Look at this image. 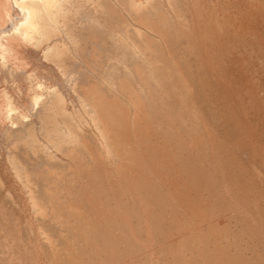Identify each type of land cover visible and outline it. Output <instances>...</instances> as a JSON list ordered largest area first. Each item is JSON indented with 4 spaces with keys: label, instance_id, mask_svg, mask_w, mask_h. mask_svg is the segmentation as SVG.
Masks as SVG:
<instances>
[{
    "label": "bare ground",
    "instance_id": "obj_1",
    "mask_svg": "<svg viewBox=\"0 0 264 264\" xmlns=\"http://www.w3.org/2000/svg\"><path fill=\"white\" fill-rule=\"evenodd\" d=\"M185 1H187V0H0V86H4V88L0 90V214H1V212H3V208H4V210H6V214L8 213L9 216H12L14 219L17 218L18 221H21V224L16 222V226H18L17 224H19L20 226H23V227H20V228L18 227V229L22 230L21 228H23V230H26L29 233V236H31L33 234V232H34L33 231L34 229H32V225H31L33 223V221L31 222L29 220L28 216L26 215L27 213H26L25 206H28L29 207L28 210L31 209V211H30L32 213L31 217L33 219L37 220V222L40 225L38 230H40V228H41L48 235L46 237V241L44 240V242H43L45 247L46 246L49 247L53 243H54V245L57 244L55 242H58V240H59V238L61 236V235L59 236V223L57 221H53V222H50V223L46 224L44 219H43L49 213V212L47 213V210L44 207L45 206L44 202L45 201L48 202L49 200L51 201L52 199H53V202H54L55 200L52 197L55 196V195L58 197L60 195L59 194L60 193L59 189L60 188L64 189V187H63L64 181L63 180H62L63 181V185H61V187L58 186V187H60L59 189H57V186H56L57 182H55L56 184L54 185V186H56V188L55 189L53 187L51 188V186H53V184H54V180L56 179V177L55 178L51 177V175H53L52 173H54L52 171L53 169L51 167H54V170H55V168L62 167L63 165H64L63 168H65V166L67 165V164H65V163H67L66 161L64 163L63 161L58 159L57 156H55L56 155L55 153H54L55 155L52 154L54 152L53 147L55 148V152H56V150L57 151L58 150H61V151L64 150V151L67 152V150L70 149V148L72 150V148H77V147L82 146L84 148L83 149L81 147L82 150L88 151L89 154H90L89 150H92L91 148H93L94 150L97 151V154L95 153V151H94V154L97 155V158H98V155H99V158H101L100 159L101 161H102V159L103 160L107 159V157H111V159L113 158V160L115 162V164H113V165H116L115 168H117V170H118V171H115V172H117V173L120 172L121 173V174H118L119 176H121L119 180H121V178L124 179V176L126 178L130 174L129 172H133L134 169H135L136 171L133 172V173H135L136 176L134 177L133 175L130 174V176H128L129 179H128L127 182H129V180H130V183H129L130 186L133 184V183H131L132 182L131 180H135V181H137V184H139L140 183L139 181H141L142 179L143 180L147 179L148 181L146 180L145 183H144V181H141L145 185H146V183L148 184V182L149 183L153 182L151 185L148 184L149 187L147 186L150 189V191H149L150 194L154 197V200H153L154 201V206H150V208L151 207L155 208V204H156V206L165 204L167 206V209H168V206L171 205V206H173V209L176 208V210H177V209H179V207L176 204H174L175 197L178 200V198H180L183 195L182 193L184 192V191L181 192L182 195L180 194V197L179 196H172L171 195V192H172L171 189L173 188V185H172L170 190H167L168 192H163V188L162 187H164V186H162V185L167 183V186H169V185L172 184V182L170 181L171 183L169 184L168 183L169 179L167 180L168 182H164L163 181V179L165 180V178H163L162 180L160 179V178H162L164 176V175H162V177H160L161 173L162 172L165 173V172L160 170L162 172L159 174V172L157 170V168H159V166H160V164L158 163L159 157H157V156H160V155L158 153H161V156H162L161 159L166 158L168 163H171V162L174 163V161H178L179 160L180 164H178V165H180V166L177 165L178 169H177L176 165H175V167H176L177 170L181 171L179 173L180 175H185L183 172H186V169H189L190 165L187 164V161H186V158H185L186 155H187V158H188V154H191L190 157L194 160V162L192 161L194 164L195 163L197 164V162L199 161L200 158H202L204 160V157L205 158L208 157L209 155L213 154V152H214L215 156L217 157L216 160L217 161L221 160V153L219 151V147L220 146L217 145V147H215L214 146L215 143H213L214 141L217 140V139H215V138H217L216 137L217 136L216 135L217 131L215 132L216 136H213L215 138L212 139L211 135L208 132L209 130L207 131V129L204 126L205 121L203 123L201 120H199L197 118L200 115L197 116L198 115L196 113L197 110L193 106V103L191 105V102L194 99H192V101L190 100L191 101L190 102L189 99L191 97L189 96V94L192 93V92L195 93V91L193 90L194 88L197 90L196 93H198V96H199V97H197V102H198V98H199V100L201 99V101H202L201 104L203 105V108H204V111H205L204 112L202 110V112L201 111H198V112H200V113L204 112L203 115L205 117H208V119H209L210 113L211 114L213 113L212 116H215L214 112H212V111H216L217 110V107H218V104H219L218 101L220 102L219 98L221 99V97H223V96L226 97L227 96L228 91H224L226 89L225 87H223V88H225L223 91L227 92L226 95L225 94L223 95L224 92L222 90H218L220 85H218V88L217 87L215 88V86H217V84H219L218 80H220V79H218V78H220V76H217L218 78H216V75L221 73L220 72L221 70L217 69L218 72H216L214 67H213V65H211V64L214 63L213 61L216 60V59L214 60V57L216 55V50L214 49L213 46H214V44H217L219 42L220 37H221V36L219 37V35L221 33V30L223 31V29H221V26H224V25L222 24L220 26V23L218 21L219 19H217L218 17L216 15H215V17H217V18L214 17L215 18L214 20H216V21H211L210 20L211 11H208V13H206V14H209L208 15L209 16L208 19L210 20V22H214V23L216 22V23L213 25L212 23L208 22L209 20L206 19L207 15L205 16V18H204V15H203V18L206 19L205 21H207L208 24L210 23V27L200 25V21H198V17L202 18V16H200V15L205 14V13H203L205 10L203 11L201 8L205 4L208 5V1H206L205 4L202 3L203 4L202 5L201 4L202 0H192L194 6L196 8V11H197V13L194 16H192L190 14V12L187 10V6L188 5H185ZM253 1L251 2V6L255 5V4H252V3H254ZM259 1H261V0H259ZM245 2H246V0H245ZM245 2H243V3H245ZM240 3H241V0H240ZM255 3H257V1H255ZM260 3H263V2L261 1ZM186 4H189V3L187 2ZM214 4L212 3L213 7H214ZM200 6H201V8H200ZM210 6H211V3H210ZM245 7H246L245 9H247V6H245ZM260 7L261 6L259 5V8ZM189 8H191V5H190ZM206 8H207V6H206ZM259 8H257L258 11H259ZM214 9H215V7H214ZM223 9H224V6H223ZM242 9H244V7ZM245 9H244V11H245ZM260 9L264 10V6H262V8H260ZM215 10L219 11V9H215ZM253 10L256 13H259V12L256 11V8L255 9L251 8V11H253ZM221 11H222V9H221ZM221 11H219V12H221ZM247 11L249 12L250 10L247 9ZM213 13H214V11H213ZM263 13H264V11H263ZM216 14H217V12H216ZM221 14H222V12H221ZM245 14H246V12H245ZM260 14H261V11H260V13L258 15H260ZM252 15H254V14H252ZM221 16L219 17L220 19H222ZM225 16H226V12H225ZM225 16H224V18H225ZM227 16H229V14ZM262 16H264V14ZM250 17H252V16H250ZM258 17H260V16H258ZM204 19H203V22H205ZM251 19H253V17ZM224 21H226V19ZM235 21H236V19H235ZM226 23H225V25H226ZM204 25H207V24H204ZM228 25H229V23H228ZM228 25H227V28H228ZM250 27H248V28H250ZM229 28H231V27H229ZM251 28H253V27H251ZM232 30H230V31H232ZM226 31H228V35L230 33L231 34L234 33V31L229 33V30H227V29H226ZM223 32H225V31H223ZM242 33H244V32H242ZM254 33H255V30H254ZM203 34H205L206 37H208V40H210V44H211L210 46H207L205 44L202 45V41H201L200 38H201V36ZM258 34H259V32H258ZM242 36H244V35L242 34ZM239 38H242V37H239ZM247 38L248 37H246V40L250 39V38L249 39H247ZM260 38H261V36H260ZM260 38H259V40H260ZM257 39H254V41H259ZM205 40H207V39H205ZM224 40L226 41V39H224ZM250 40H252V39H250ZM250 40H249V42H250ZM228 41H227L228 44L230 43L229 45H231V46H234V44L236 42V41L234 42V39H233L234 44H231L232 43V39L231 38H228ZM221 42H222V40H221ZM239 42H241V41H239ZM219 45H223L224 46V44H220V43H219ZM223 46H219V47L223 48ZM235 46H236V44H235ZM249 46H251L250 43L247 46H245L243 44V49L245 48V50H246V47L248 48ZM216 48H218V47H216ZM232 48H230V49H232ZM220 49L217 50V52H220L221 51ZM224 49H225V46H224L223 50L221 51V55H222V53L224 54V51H226L227 48L225 50ZM229 51L231 52V50H229ZM262 51L263 50H260V52H262ZM239 52H241V51H239ZM228 53H227V56L230 55V54L232 55V53H230V54H228ZM256 53H257V51H256ZM244 54H246V53H244ZM258 54L262 55V53L258 52L257 56H259ZM227 56L225 58H227ZM263 56H264V54H263ZM231 59L232 58H230V60ZM220 60H222V59H220ZM220 60H219V63L221 62ZM27 62H28V64H29V62H30V64L33 63L35 65L34 66L35 68L32 67V69L34 68L33 69L34 72L28 71L29 69L28 70L26 69L27 73L28 72L29 73L32 72V73L31 74H25L26 76L27 75H29V76L28 77H24L23 76L24 72L26 73V70H24V69H25V67H27ZM216 62L214 64L218 63V62L217 63ZM261 63H263V62L261 61ZM222 64L221 65L219 64V65L222 66ZM78 65L82 66V70L81 71L76 70V67ZM88 66L91 69H94L95 71L100 72V74L103 76V78H105L107 81L117 85L119 90L124 94L125 99H121V98L120 99H117V98L113 99V98H110L104 92V89L101 87V83L98 82V81H94L92 83L93 87H92L91 90H90V88L86 89L83 80L86 77V73L89 72L88 71L89 70ZM226 66L227 65L225 64V67ZM262 66H264V64ZM225 67H223V68H225ZM215 68H219V67H215ZM223 68H222V70L225 71V70H227L228 67L225 68V69H223ZM53 70L55 71L54 73H56V74L58 73L62 78L66 79V80H70L71 92L70 91H66L65 89H63V87L60 84H58V85H56V86H54L52 88H49L47 86H45V87L43 86V88H41V89L35 88L34 86L36 84L33 86V84H34V80L33 79L36 78L35 75H37L38 73H41V74H44L46 76L51 77V76L54 75ZM244 71H246V69ZM229 73H230V71L228 72V76H229ZM226 74L223 73V74H220V75H226ZM231 75H232V73H231ZM229 77L230 78L226 77V80L228 78L230 80V82H231V77H233V76H229ZM205 78H207V80H208V83H206L209 86L208 87V91H207V88H206L207 85L205 86V82H206ZM221 78H222V76H221ZM26 80H27V82H26ZM234 81H235V79H234ZM188 83H190V86L193 85V87H194V88L192 87L193 89L191 88L193 90L192 92L189 91L190 87H189ZM222 83H223V81H222ZM224 84L222 86H224ZM229 86H230V84H228L227 87H229ZM243 86H244V84L241 87L243 88ZM230 88H231V86H230ZM214 89L218 90L217 92H219V91L223 92V93H221L223 96L220 97V95H221L220 93H219V96H217V98H218V99L216 98V100H218L217 103L214 101L216 103V105L211 100V97H213V95L215 94V91H216ZM220 89H221V86H220ZM232 89H233L232 91H234L233 94H235L234 87ZM263 89H264V87H263ZM229 90H230L229 92L232 94L231 89H229ZM259 90H261V89H259ZM230 93H229V95H231ZM244 93H245V91H244ZM244 93H243V95H244ZM196 96H197V94H196ZM236 96H237V94H236ZM27 97H29V99L31 98L33 100V102L35 103V106H36L35 114L40 120L38 126L36 125L35 120L26 119L27 115L24 114V101L26 103V101L29 100V99L26 100ZM244 99L246 101L247 98L244 97ZM224 100H226V99H224ZM228 101L230 102V100H228ZM222 102H223V100H222ZM229 102L226 101V103H229ZM223 104H224V102H223ZM240 104H243V103L241 102ZM229 105H231V103H229ZM228 107H225V109H224V107H222V108L225 111L226 108H228ZM233 108L234 107H232V109ZM7 109L10 112V114H7L8 115V120H5V118H3V119L1 118L2 117L1 115H3V117H4V114L8 113V112H6ZM197 109H198V106H197ZM219 109H220V111L221 110L223 111V109H221L220 107H219ZM228 109H230V108H228ZM199 110H201V109H199ZM174 112H176L175 115L177 114V117L174 115L176 118L171 117V113L174 114ZM225 112H228V110H226ZM230 112H232L231 113L232 115H235V114H233V111H230ZM236 112H238V111H236ZM240 113L241 112H239V114ZM84 114H86V118L87 119H88V117L92 118V120L94 122V125H92V126H95L94 128L96 129L97 133L94 130L88 132V130H85V129L82 128V126L80 124L84 120L83 119L84 118ZM231 114H230V117H231ZM239 114H238V116H239ZM7 115H5V116H7ZM201 116H202V114H201ZM221 116L222 115H220V117ZM205 117L203 118V120L205 119ZM189 118H190V120H191V118L192 119H196L197 118L196 119V124L193 123V125L190 126V124H189V126H188L186 122L189 120ZM221 118H224V116H222ZM208 119H207V121H209ZM238 120H240V118ZM220 121H219V123H220ZM173 122H176V124H174L175 126L173 125ZM211 122H210V124L214 125V123H211ZM90 123H92V122L90 121ZM236 123H237V121H236ZM239 124H241V123H239ZM243 125L245 126V124H243ZM244 126L242 128L237 126L239 128V130H237L238 128H236V130L238 132H240V130L246 129V128H244ZM225 130H227V129H225ZM225 130H224V133H227V131H228V134L230 133L229 129L226 132H225ZM233 130L231 132H233ZM198 131H199V133H201L200 135H202V137H203L202 138L203 142L199 144L198 143L199 141L198 142L196 141L197 142L196 145H198L199 148L198 147H194V149L197 148L196 150L197 151L200 150V151L198 153H196V155H193V153H195L197 151L193 150L194 152L191 153L192 152L191 151L192 148H191L190 145H192L191 144L192 141H187L184 137L189 132L192 133L191 137H193L192 136L194 134L193 132L198 133ZM184 132H188V133H186L183 136ZM245 132H243V133H245ZM153 133H156L157 135H160V136H163V137L158 138L156 135H154V137H156L157 139H153L152 138L153 137ZM221 133H223V132H221ZM224 133H223V135H224ZM243 133L240 132V135L241 134L243 135ZM245 134H244V136H245ZM220 135L221 134H219V136ZM225 135L227 136V134H225ZM172 136L178 138L177 143H174L172 138H170ZM196 136L194 135L193 138H195ZM199 136H197V137L199 138ZM231 136L232 137H238L239 135L237 136V134H234V136H233V134L231 133ZM231 136H230V140H231ZM191 137L189 135V139L190 140H191ZM239 137H242V136H239ZM223 138H225V136ZM200 139H201V137H200ZM235 139H239V138H235ZM5 140H11L12 141V146L4 147V145H2V143L5 142ZM171 140L173 141L174 145L177 144L176 148L174 146H172V144H171V146L173 148H175L176 151L175 150L173 151L172 148L169 151V148H170L169 147V142L171 143ZM233 140H234V138H233ZM193 141H194V139H193ZM219 141H220V139H219ZM175 142H176V140H175ZM220 142L223 143L222 139H221ZM224 142H228L227 139ZM216 143L218 144V142H216ZM229 143H231V141H229ZM235 143H236V141L234 142V144ZM194 144H195V141H194ZM234 144H233V146H234ZM221 145H223V144H221ZM193 146H195V145H193ZM225 146H228V145H225ZM51 148H52L53 151L51 150ZM224 149H227V148L226 147L223 148L222 152H224ZM71 150H69L68 152L70 153ZM180 150L182 151V154H183V151H186V152L191 151V152H188V153H186V155L184 157H181L180 154H179ZM229 150H231V148H229L227 151L229 152ZM73 153H75V151L70 153V155H68V156L71 157V154L73 156ZM167 156H169V157H167ZM95 157L96 156H94V158ZM97 158H95V160L92 159L91 161H96ZM206 159H205V163H208L209 166H210V163H209V159L210 158L208 159V162H206L207 161ZM74 160H75V158H74ZM203 160H201V161H203ZM224 160H221L220 162L222 163V161H224ZM236 160H238V159H236ZM212 161H213V157H212ZM68 162H69V160H68ZM77 162H79V160ZM102 162H101V164H103ZM220 162H218V163L220 164ZM87 163H89L88 160H87ZM87 163H86V165L85 164L84 165L85 166L88 165L89 169H86L85 171L87 172V170H89L88 171V173H89L91 168H92V166L87 164ZM211 163H213V162H211ZM93 164H95V162H93ZM96 164H98V161H97ZM47 165L49 167L51 166L50 167L51 169L50 168L49 169L52 172L48 168H46V167H48ZM81 165H83V163ZM84 165H83V170L85 168H87ZM221 165H222V169L221 170L225 172V173L223 172V175L225 174L224 177H223L224 180H222L223 183L225 181L226 184L228 183L229 185H231L234 181H235V183H237L236 181H238L240 183L243 182L245 184L244 187L242 185L243 183L241 185H239V186L237 185V187L239 189L243 190L245 187H246V189L249 188L248 184H247V182L249 180L248 179L246 180L245 178H243L244 174H242V176H241L239 172L237 173V171L234 170L232 163L226 161V162H223L222 164H220V167H221ZM37 166H39V167H37ZM41 166L43 167L44 171L46 170L44 172V176L46 175L45 176L46 178H47V176L48 177L50 176L52 179H54L53 180V184H52V179L50 177H49L50 180H47V184H46V178L45 179L44 178L39 179L36 176L38 174H41L40 173V171L42 170ZM77 166H79V165H77ZM97 166L99 167V164ZM100 166H102V165H100ZM194 166L195 167L200 166V168H201V165H197V166L194 165ZM212 166L215 167L216 164H215V166L212 164ZM220 167H217V168H220ZM240 167H242V166H240ZM240 167H239V169H240ZM37 168H39V170L40 169L41 170L40 171H38V170L36 171ZM66 168H68V166ZM78 168L80 169L81 167H78ZM208 168L203 170L204 171L203 172V176L199 174L203 179H206L207 181H209L214 176V173H215V172H213V174H212L211 171H214V170L210 171ZM68 169H66L67 172H68ZM70 169H69V171H70ZM93 169L95 171L97 169V167L93 168ZM101 169H103V168L101 167ZM128 169H132V170L127 172ZM176 169H173L171 171L174 172V170H176ZM196 169L193 170L194 173H197ZM210 169H212V168H210ZM58 170H60V168ZM92 170H91V172H94ZM97 170H100V169H97ZM35 171H36V173H38V172L39 173L36 174ZM71 171H73V170L71 169ZM100 171H102V170H100ZM215 171H217V170L215 169ZM64 172H66V171L64 170ZM91 172L89 173L90 175H91ZM106 172H108V171H105V173ZM172 172H171V174H172ZM219 172H220V169H219ZM219 172H216V175H217V173L219 174ZM42 173H43V171H42ZM97 173L98 174L101 173V175L105 176L104 172L102 174V172H98L97 171ZM154 173H155L156 176H157V174H159V176L157 178L160 177L159 178L160 180L156 178ZM174 173L177 174L178 171L174 172ZM191 173H192V171H191ZM60 174H58L59 175L58 176L57 172H55V175H57L58 177H60ZM74 174H75V172H74ZM77 174H75V175H77ZM84 174H83V176H84ZM94 174H93V176L98 175L96 173H94ZM188 174H189L188 176H191L190 172ZM201 174H202V172H201ZM69 175H70V177H74L75 176V175L71 176V175H73V172H71ZM87 175L85 174V176H87ZM112 175H111V177H109L110 176V174H109L108 177L112 178L113 177ZM118 175H117V177H114L113 179H115V178L117 179L119 177ZM122 175H123V177H122ZM204 175H205V178H204ZM210 175H213V176H210ZM83 176L78 175L77 177H79L78 179H80ZM98 176H100V175H98ZM206 176H209L211 178L208 177L209 178V180H208ZM235 176H237V178L239 180L238 179L235 180L236 179ZM148 177H149V179L151 181L152 180L153 181L150 182ZM174 177H176V176L174 175ZM177 177H180V176L178 175ZM220 177H222V176H220ZM240 177L245 179V181L243 179H241ZM83 178H81L80 180H84ZM89 178L91 179V177H89ZM100 178L101 177H99L98 179H100ZM109 178L106 177L105 179H108V181H109ZM176 178H175V181L177 180ZM181 178L182 177H180V179ZM196 178H198V177H196ZM60 179H63V177H60ZM68 179L66 178V182L65 183L68 182L67 181ZM72 179L73 180L74 179L77 180L76 176L74 178H72ZM90 179L89 180L86 179L87 181L84 180V182L85 183L88 182V181L91 182ZM217 179L215 180V182L217 181ZM43 180H45V181H43ZM73 180H71V183H72ZM119 180H118V184L120 183L119 185L125 184L122 181H121L122 183L119 182ZM157 180H159V182L160 181L164 182V184L160 182L162 184V185H160L157 182ZM181 180H183V178ZM186 180H187V178L185 179V181ZM189 180H190V177H189ZM211 180L213 181L214 177ZM48 181H50V185H49ZM108 181H107L108 184H106L107 186L110 184L109 182L111 180L109 182ZM185 181H184V183L186 185ZM196 181H197V179H196ZM210 181L208 183H210ZM219 181H220V179H219ZM73 182H75V181H73ZM84 182L83 183L80 182L81 185H78V188H77L78 192H76V193L79 194V196H78L79 204L76 205L75 201L73 202V201H70L71 199L70 200L66 199V200H69L68 201L69 204H66V205H69L68 210L69 209L70 210L68 212L71 214L70 217L69 216H67V217H69V218H73L74 217V221L77 222V223H80L78 221L81 220V218H83L85 220L84 217L86 216L85 213H86L87 210H86V208H85L86 211L83 210V209H84V206H86L87 209L89 208L88 209L89 210L88 211V215H87L88 218L86 217L87 218L86 221H83V222L86 223L87 221H89L90 218H91V220L93 219V220L96 221L95 225L92 224V227L89 226L90 222H87L88 223V225L86 224V226L88 228L87 231L89 229H91L92 232H90V233L95 235L94 237H96V238L99 237V240L101 238L100 236H102V238H101V240H102L105 237V234L107 232L108 233H112L114 230H117L115 232H118V228L115 229L114 227H113L114 230L111 228L113 230L112 231L110 229L111 226H113V225H115V226L117 225V227H119V225L120 226L121 225L124 226L126 224L125 221H127L126 219H123L124 220L123 221L122 218H118L119 217V213H117V212H116L117 213V216H116L117 218L116 217L111 218V216H112L111 212L112 211L109 212L110 216L107 214L109 216L108 217L106 215V212L103 213L102 210H99L100 207L99 206L96 207V205H95L96 203H97V205L99 204V202H98L99 200L97 198H99V199L101 198L100 194H104L105 195V193H107L109 190H110L111 195L113 193L115 194V188L114 187H116L117 185L114 186L112 184V186L114 188V192H111V190L113 188L108 190L107 188H109L110 186L107 187L104 183H103V185H100V184H102L101 183L102 181H101V182L98 183L100 186H96V188L98 187L97 193L94 192V191H93L94 193L91 192L95 196V198L90 193H89V195H91L92 198H89L88 191H87L88 189H87L86 193H87V197L88 198L84 199V198L81 197L82 195L84 196V194H85V193H83L84 192V187L83 186L86 185ZM97 182H98V180H97ZM97 182L95 184H97ZM190 182L192 184H196V182L193 181V180H191ZM222 182L220 181L219 183L218 182H216V183H217V185L218 184L221 185ZM69 183H70V180H69ZM76 183H77V181H76ZM177 183L180 184V181L177 182ZM208 183H206V184H208ZM214 183L211 186L213 188V190H215V191H213V193H216V191H217V193H218V194H216L217 196L219 195V197H225L226 194L224 196H221V194H222L221 191L223 190L222 187L221 186H217ZM240 183H237V184H240ZM60 184H61V182H60ZM77 184H79V183H77ZM88 184H89V182H88ZM88 184H87V186H88ZM179 184H176V186L177 185L179 186ZM104 185L107 187L106 188L107 192L104 190V188H105ZM142 185H140V186L142 187ZM74 186H76L75 183H74ZM74 186L71 185V189L75 188ZM126 186L124 185V187H126ZM128 186L125 188V190L128 188ZM135 186H137V185H135ZM208 186H209V184H208ZM65 187H66L65 189H67L66 185H65ZM91 187L93 188V186H91ZM189 187H191V186H189ZM196 187H197V185H196ZM203 187H205V186H203ZM219 187H221L220 189H222V190H220ZM69 188H68V190H70ZM87 188H89V187H87ZM117 188H118V186H117ZM166 188H170V187H166L165 186L164 190ZM178 188L179 187H177V189ZM209 188H210V186L207 188V190H209ZM232 188L236 189V187H234V186ZM253 188H255L254 184H253ZM52 189H54L56 191L58 190L57 193L58 192L59 193L57 194L56 191L53 190L56 194L52 195V192H53ZM94 189H95V187H94ZM131 189H133V188H131ZM131 189H130V191H132ZM139 189H141V188H139ZM258 189L255 192L260 191ZM60 190L62 191V189H60ZM210 190H212V189H210ZM242 190H241V192H242ZM103 191H105V192H103ZM116 191H117V189H116ZM127 191L129 192V190H127ZM169 191H171V192H169ZM173 191H174V188H173ZM176 191H178V190H176ZM229 191L231 192L230 189H229ZM245 191L246 190L244 189L243 193ZM70 192H72V191H70ZM125 192L122 193V194H125ZM145 192H147V191H145ZM247 192H248V195H249V191H247ZM134 193H136V192H134ZM200 193H202V192H200ZM200 193H199V195H202ZM234 193L235 192H232V194H234ZM243 193H241V194L243 195ZM258 193H256V194H258L257 198H259V195H261L260 192H258ZM69 194H75V193H69ZM69 194H67V195H69ZM114 194L111 197L106 194V200H105V197H103V198H104L105 202H107V200L111 198V201H108L109 205H110V203L114 204V203H116V201L117 202L119 201V207L117 208V205H116L117 209H115V210L118 211L120 207H121V209H123L124 207L127 208L128 206H130V208L132 207L131 209L134 208V210H136L135 207L137 205L136 206L134 205L135 207L131 206L134 203H131V205H128L127 203L129 201H127V202L123 201L125 198L122 200L123 196L121 194H118V192H117V194H115V195ZM175 194H177V193H175ZM187 194L188 193H186L185 196ZM210 194L212 195L211 197L215 196V195L213 196L212 193H210ZM252 194L253 193L251 191V195ZM130 195H132V194L130 193ZM130 195L128 193V197L125 196L126 199L130 198L129 197ZM133 195H135V194H133ZM137 195H135V197H137ZM188 195L186 197L182 196V198L183 197L186 198L185 200H184V198L182 200L187 202V203H185L187 205L184 206V201H183V206H184L183 209H184V211H186L185 209L186 208L188 209V207L190 206L189 205V201L191 199L190 200L188 199ZM234 195H235L234 199H238L237 194L235 193ZM242 195H240V196H242ZM244 195H246L248 197L247 193L244 194ZM253 195H255V193ZM64 196H66V195H63V198H64ZM70 196H72V195H69V197ZM141 196L142 195L140 194V197ZM149 196L150 195H146V197H149ZM230 196H229V198H230ZM246 196H243V197H246ZM57 197H55L56 200L58 198H60L61 196H59L58 198ZM69 197H67V198H69ZM132 197L133 196H131V198ZM143 197L146 199V197L144 195H143ZM189 197H193L194 198V197H197V195H195V196L189 195ZM201 197L203 198V196H200V197H198V199H200ZM219 197H217L216 199H220ZM232 197L233 196H231V198ZM74 198H75V200L77 199L76 196H74ZM93 198L97 199L98 201H94L93 202L92 201ZM149 198H148V200H149ZM262 198L264 200V196H262ZM60 199L58 201H56V204H55V202L54 203L51 202V203H53V204H51L50 201H49V206L53 205L51 207H54L53 209H55L56 206H54V205H57V209L58 210H56V211H59V209L61 207L58 206V205H61V202L64 200L63 199L61 202H59ZM138 199H136V200H138ZM140 199L143 200L142 197ZM195 199H197V198H195ZM198 199L197 200L192 199L194 201H198V203H196V204L192 203L193 201L191 200L190 204L192 203V204H195V205L191 204V210H190V207H189V209L187 211H191V212L195 213L196 211L194 212V210H198V208H201V209H199V211H197L198 213L200 212V214H198L197 212L196 213H197V216L199 215V216L202 217L201 212H203L202 214H204V213L206 214L207 211H205V210H208L207 208L205 209V207H207V206L208 207L209 206L212 207L215 204H213L214 201H212V203L209 202V203H211L213 205L212 206H211V204L207 205V206L205 205V207H204L205 210H202L203 208H202V206L199 207L200 206L199 203L201 202V204H202L203 201L204 202L206 201L208 203V201L204 200V199H202L203 201L201 199L200 200H198ZM211 199L213 200V198H210V201H211ZM223 199L224 198H222L221 200H223ZM250 199H251V197H250ZM255 199H256V197H255ZM260 199H259V201H260ZM182 200L180 199V203H181ZM241 200L245 204L246 201H244L243 199H241ZM104 201H102V202H104ZM151 201H152V199H151ZM215 201L217 202L218 200H215ZM224 201H226V200L224 199ZM230 201L231 200H229V202ZM255 201H257V200H255ZM42 202H43L44 206L42 205ZM47 202H45V203H47ZM57 202H59L60 204H58ZM144 202L147 205L146 200ZM176 202H179V201H175V203ZM92 203H94V204H92ZM222 203L226 204V202H222ZM235 203H239V201L237 202V200H236ZM246 203H248V202H246ZM105 204L101 203L100 204V206L102 205L101 208ZM197 204H199V205L196 206ZM220 204H221V202L219 203V205ZM225 204H224V206H225ZM227 204H226L225 207L223 205L222 206L224 208H226ZM232 204L234 205V203H232ZM232 204L230 202V207L232 206ZM239 204L240 205H238V206L240 208L242 206L241 205L242 203H239ZM252 204L253 203H251V205ZM254 204L256 205L255 202H254ZM262 204H263V202H262ZM64 205H62V207ZM139 205H141L143 207L144 204L143 205L139 204ZM149 205H151V203H149ZM180 205H182V204H180ZM91 206H93L94 209H92L93 207H91ZM171 206H169V207L171 208ZM186 206H188V207H186ZM195 206L197 207V209L195 208L192 211V209ZM217 206H218V204L216 203L215 207H217ZM236 206H237V204H236ZM114 207H115V205H114ZM146 207L143 208V209H145V212L142 213V214H145V216H146V213H147L146 212L147 209H149V208L146 209ZM215 207L214 208L212 207V208L215 210ZM219 207H221V206H219ZM230 207L228 206V210L230 209ZM64 208L65 207H63L61 210H63ZM154 208H152V209H154ZM224 208L223 209L219 208V209L224 210ZM239 208H238V210H239ZM242 208H244V207H242ZM250 208H252V210H253V207H250ZM66 209H64V211ZM102 209L110 210L107 206H106V208L104 207ZM152 209H151V212L153 211ZM157 209H160V208L157 207ZM183 209H181V210H183ZM232 209H233V207H232ZM232 209H230V210L232 211ZM244 209L246 210L247 207H245ZM259 209H261V208L259 207ZM61 210L59 212V215L61 213V216H62L63 215L62 213L64 211L61 212ZM82 210H83V212L85 211L84 215H81V214H83ZM134 210H132V211H134ZM137 210H139V208ZM137 210L134 211V212H138V214L143 211V210H141V212H139ZM214 210H212V214H213ZM226 210L227 209H225L223 211V213H221V214H224V212H226ZM238 210L235 209L234 211L235 212L237 211V213L240 214V216H241V214L244 213V211H238ZM66 211L64 213H66ZM100 211H101V213H100ZM163 211L165 212V210H163ZM257 211H258V209H257ZM128 212H126V214ZM176 212H178V210ZM235 212H233V213L235 214ZM252 212L253 213L250 212L249 214H246V212H245L246 217H245L244 220L246 221V223H244L242 225V227L245 225V227H244V229L246 228L245 230H247L248 232L250 231L251 234L252 233L256 234L257 235L256 237L259 238V236L261 235L260 227L258 225V224H261L260 219H259V213L254 212V211H252ZM99 213H100V215L102 217L99 216ZM148 213H150V211ZM180 213H183V212L181 211ZM193 213L191 215H193ZM262 213H264V212H262ZM2 214H4V212ZM55 214L57 215V213H55ZM91 214L94 217L93 216L90 217L89 215H91ZM132 214H133L132 217L133 216H134V218L137 217V220H141V219L143 220V218L139 217L136 213H135L136 215H134V213H132ZM150 214H152V213H150ZM161 214H162V212H161ZM161 214L159 213L160 216L165 215L164 213L162 215ZM210 214H211V212H210ZM214 214H215V212H214ZM216 214H215V216H216ZM234 214H233V216H231L232 213L229 212L226 215L227 217H225V215H224V216H222L223 218L221 217L222 219L220 218V220H219V218H216L217 222H219V224L223 223L225 227L222 224L223 227L222 226L219 227L218 225H216L217 227H215V228L214 227L211 228V225L215 226L214 223L211 224L212 222L210 220H211V217L213 216V215H211L210 219H207V220L210 221V223H206L208 225L210 224V226H206V227H210L211 230L212 229H217V228L219 230H220V228L223 230V229L226 228V223L225 222L227 221V219H228V221H230L231 218H229V217H234L235 215H237V214H235V215ZM59 215H58V217L62 221L64 218H62V217L60 218ZM64 215L66 216V214H64ZM130 215L131 214L128 213V220H129ZM148 215L149 214H147V216ZM188 215H190V214H187L186 217ZM81 216H84V217H81ZM120 216H122V215H120ZM145 216H143V217H145ZM156 216L158 217L157 214H156ZM199 216H198V218H200ZM204 216H206V215H203V218L205 220L206 217H204ZM1 217L5 220L6 215L5 216L2 215ZM12 217H8V218L11 219ZM162 217L166 218L165 216H162ZM162 217H160V218L162 219ZM172 217H174V216H172ZM175 217H176V215H175ZM178 217H176L175 220H179ZM207 217H209V216L207 215ZM263 217H264V215H263ZM2 218H1V221H3ZM123 218H124V216H123ZM154 218L156 219V217H154ZM184 218H185V215H184ZM184 218L182 217V219H183L182 221H184ZM203 218H201L198 221V223H196V229H194V233L193 234H195V235L198 234L197 231L198 232L200 231V228H201L200 226L201 225L202 226L206 225V224L203 225V222H206L207 220L203 221L202 220ZM213 218L215 219L214 216H213ZM10 219H7V220H10ZM14 219H11V220L14 221ZM65 219H66V217H65ZM68 219H66V220H68ZM146 219H144V220H146ZM185 219H187V218H185ZM237 219L239 220V218H237ZM7 220H5V221H7ZM201 220H202V224H201ZM233 220H235V217H234ZM242 220H243V218H242ZM58 221H60V220H58ZM156 221L157 220H155V222ZM220 221H222V222H220ZM239 221L238 222L233 221V222H236L235 224H237V223H239ZM11 222L9 223L10 227H11V224L13 223V222L12 223ZM63 222L65 223L67 221H62V224H64ZM83 222H81L82 225H84ZM147 222H150V221H147ZM157 222L160 224V221H157ZM185 222H186V220H185ZM258 222H260V223H258ZM5 223H7V222H5ZM73 223L74 222L70 223V224L73 225V227H74V225H75V227L78 226L75 223L74 224ZM91 223H92V221H91ZM98 223L99 224H105L103 226L101 225L103 228L104 227L106 228V227L110 226L109 227L110 230L108 228H106L107 229L106 230L107 232H106L103 229H100V227L98 228L97 227ZM127 223H129V222L127 221ZM134 223H135V221H134ZM164 223H167V221L164 222ZM229 223L230 222H228L227 227L230 226ZM240 223H242V222H240ZM263 223H264V221H263ZM1 224L2 223H0V229L1 230L5 229L4 231H6L8 228L5 227L4 229H2L1 227L3 226V224H2V226H1ZM7 224H5V225H7ZM13 224H15V223H13ZM129 224L131 225L132 222H130ZM142 224H143V222H142ZM153 224H154V222H153ZM159 224H157V225H159ZM198 224H199V227H200L199 229L197 228ZM93 225L95 226L94 229H93V227H94ZM136 225H138V224H136ZM181 225H185V224L181 223ZM16 226H15V230L18 231V229H16ZM86 226H84V229H83V227L81 228L82 231L79 229L80 227H77L76 231L79 229V231L82 233V232L86 231V228H85ZM151 226H152V224H151ZM24 227H25V229H24ZM127 227H129V225ZM132 227H134V226H132ZM137 227L139 228L140 226H137ZM158 227L161 228L160 225L157 226V228ZM189 227H190V225L188 226V228ZM242 227H241V229H243ZM13 228H11V229H13ZM141 228L142 227H140V229ZM182 228L184 230V228H187V227L183 226ZM228 228H226V229L230 231V228L229 229ZM11 229H9V230H11ZM68 229H69V227H68ZM71 229H69V232L71 231ZM133 229H130V230L132 231ZM142 229H141V231H142ZM143 230H145V229H143ZM146 230L149 231L148 228ZM150 230L152 231V228H150ZM153 230H155V229H153ZM185 230H187V229H185ZM188 230H187V232H185L186 234L188 233ZM190 230H193V229L191 228ZM195 230H196V232H195ZM204 230H205V232H203V233L205 234L206 237H208V235H206L207 232H208L207 229H204ZM217 230H215V232L216 233L219 232V235H220V232L222 230L221 231H219V230L217 231ZM8 231H6V232H8ZM89 231H88V233H89ZM202 231H203V227H202ZM202 231H200L201 232V236H202ZM10 232L13 233V230H11ZM16 232H15V234H17V235L20 234V232H19V234H18V232L17 233ZM132 232H135V230L132 231ZM211 232H213V231H211ZM211 232L209 231L208 233L210 235H212ZM103 233H105L104 236H103ZM24 234H26V233H24ZM157 234H159V233H157ZM160 234H162V232ZM191 234H192V232H191ZM204 234H203V236H204ZM78 235L82 236V238H83L87 234L85 235V233L84 234H80L79 233ZM78 235L76 234L77 237H78ZM89 235H87L88 237L86 236L87 238L84 237L86 239V241H88ZM110 235H112V237H116L117 235L120 236V233H118L116 236H114L115 234L113 235V233L110 234ZM162 235H164V233ZM166 235L168 236V232H167ZM118 236H117V238H118ZM154 236L155 237H153V238H155L157 240L156 237H158L159 235L156 236L155 232H154ZM187 236L183 237V235H182L181 241H184ZM201 236H200V238H201V240H203L202 239L203 236L202 237ZM214 236H215V233L213 232V238H214ZM228 236H230L229 232H228ZM261 236L263 237V235H261ZM18 237L21 239V234ZM23 237H27V236L23 235ZM62 237L60 239L63 240V238H65V236L63 238ZM91 237L93 238L92 235H91ZM163 237H165V236H163ZM222 237H224V239L228 238V240H229V237H227V235H225V233H224V235L222 233ZM96 238L95 239L93 238L94 241L98 240ZM108 238L111 239V236H108L107 239ZM117 238H116V240H117ZM124 238H125V236H124ZM127 238L128 237L125 238V241H124L125 243H126V239ZM134 238H135V236H134ZM182 238H184V239H182ZM197 238H199V234L197 235ZM197 238L194 240L193 237H192L193 241H196V240L199 241L200 238L199 239H197ZM215 238H216V236H215ZM85 239L81 240V241L82 242L84 241V243H85L86 242ZM131 239L133 240V235H132ZM148 239H149V237H148ZM152 239H151V241H152ZM155 239H153V240H155ZM158 239H161V238H158ZM211 239H212V237H211ZM5 240L7 241V239H5ZM73 240H75V242H77L76 238L75 239L73 238ZM119 240L116 243H118ZM137 240L138 239H135V241H137ZM201 240L199 241L200 243L202 242ZM205 240L208 241L209 237L204 239V248H206L204 250H206L205 254L208 255L209 254L208 248L210 247L211 244L213 245V243L215 242L216 239L214 240V242L212 241V243L211 242L208 243ZM217 240L219 241L220 238L217 239ZM0 241H2V238H1ZM3 241H4V239H3ZM63 241L66 244H70L71 243V242L66 241L65 239ZM122 241H120L121 245H122ZM135 241H133V242H135ZM159 241H160V243H162L161 242L162 240H159ZM185 241H184V244L187 245L186 243H188V242L185 243ZM221 241L222 240L219 241L220 244H219V242L217 243V241L214 243V250H212L213 246L210 248L211 253L208 256H209V258H210V256L212 258H213V256H215V258H213V260L215 259L214 262L217 261L219 264H250L247 261L248 257H247V260L244 259L246 257V254H243L245 256L243 258L237 252L239 247H241V245L239 243L236 244V246L233 249V250H235V248H238L237 251L235 250L234 252H232V251H230V250H232V248L229 250V246L221 244ZM224 241H226V240H224ZM234 241H235V239H234ZM234 241H232V243ZM64 242H62V243L64 244ZM199 242L197 244H196V242H192L193 244L195 243V245H196L195 248H194L195 250L198 247L203 248V245H202V247L198 245V244H200ZM228 242L229 243L224 242V244H226V243L230 244V241H228ZM236 242H238V241H235L233 244H235ZM7 243H10V242H6L5 244L7 245ZM100 243H101V241H100ZM137 243H139V242H137ZM141 243H143V242L141 241ZM172 243H174V242L172 241L171 244ZM179 243H180V241H179ZM5 244H3V245H5ZM59 244H60V242H59ZM130 244H131V242H130ZM136 244L133 245V246H136ZM167 244H168V241L164 245H167ZM180 244L178 246L181 247L182 246V242ZM8 245H10V244H8ZM57 245H56V247H57ZM61 245H58L60 247L58 249H56V250H59L62 247L61 251L63 253V247L64 246H61ZM96 245H97V243H96ZM115 245H117V244H115ZM158 245H159V243H158ZM189 245L186 246L185 250L187 249V247L191 246V245L190 246ZM237 245L239 247H237ZM80 246H81V244H80ZM111 246L113 247V245H111ZM169 246L167 245V248L164 246L166 248V251L168 250ZM178 246H176V248ZM48 247H46L47 250L51 246L49 248ZM66 247L67 246L65 245L64 248L67 249ZM83 247L85 248V246H83ZM107 247L108 246L106 245V248ZM136 247H138V246H136ZM157 247L159 248V246H157ZM160 247H163V246H160ZM70 248H71V245L69 246V249ZM92 248L96 249V253L94 252L95 254L94 253H90V251L88 249H87V251L91 255H96L97 251H98L97 249L100 248V245H99L98 248H95L94 245H93ZM121 248H124V247L122 246ZM131 248H132V245H131ZM182 248H180L179 250H176V249L173 250L172 249L173 250L172 251L173 255L174 254L176 255L177 251L181 252ZM72 249L73 248H71L70 250H72ZM94 249L91 252H93ZM143 249H144V246H143ZM215 249H217L219 251V252L217 251L218 252L217 253L218 257H217V255H214L215 252H213V251H215ZM5 250H6V248H5ZM117 250H118L117 252H119V247H118ZM163 250H164V248H163ZM61 251L59 250V252H61ZM69 251H67V252H69ZM87 251H86V253L88 254ZM100 251L103 252L104 250L103 251L100 250ZM124 251H126V250L124 249ZM161 251L162 250H160V248H159V252H161ZM169 251H167V252H169ZM199 251L203 252V250H199ZM199 251L196 250L195 251L196 254L198 253V255H199L200 254ZM3 252H4V250H3ZM65 252L63 254H65ZM107 252H110V251H107ZM147 252H149V251L145 250L144 253L147 255ZM180 252L177 255L179 257L182 254V252L181 253ZM0 253H2L1 250H0ZM50 253H51V251H50ZM50 253L47 251L46 254H48V257H50V255H49ZM71 253H73V252H71ZM212 253H214V254L211 255ZM52 254L53 253H51V255ZM70 254H69V256H70ZM74 254L73 255L71 254V255L74 256ZM122 254H123V252H122ZM128 254L129 253H127V255ZM201 254H203V253H201ZM6 255H8V254H6ZM6 255H5V257H6ZM99 255H101V254L99 253ZM116 255H118V254L116 253ZM190 255H191V253H190ZM72 256L70 258H73ZM88 256L90 257V255H88ZM107 256H108V254H107ZM109 256H111V255H109ZM131 256H132V254H131ZM184 256H185V260H184V258H182ZM184 256L182 255L181 259H178V260H181L180 262L177 259H176V261H174L173 260L174 258H173L172 259V261H174L173 263L175 264V262L178 261L179 263L177 262L176 264H182V263H186V262L191 264L190 262H192V260L189 262L188 258L193 256V253H192L191 256H188V253L184 254ZM194 256H196V255H194ZM63 257L65 258L66 256H63ZM117 257L120 258V256H117ZM173 257L177 258L176 256H173ZM3 258H4V256H3ZM18 258H20V257H18ZM53 258H54V261H53V263H54L55 260L57 261V259H56L57 257L56 258L53 257ZM64 258H63V260H64ZM107 258L105 259V261H107ZM191 258L193 259V257H191ZM195 258L194 259L197 261V257H195ZM203 258H205V257H203ZM5 259L8 262L7 258H4L3 260H5ZM31 259H32V260H30L31 262L34 261L33 258H31ZM77 259H79V258H77ZM108 259H109V261H107V262H110L109 264H111V262H113L112 259L114 260V258H112L111 261H110V257ZM136 259H138V258L136 257ZM145 259H147V258H145ZM3 260L1 261V259H0L1 262H3ZM65 260H64L65 261L64 264H75L74 263L75 260H72V259H69V258H66ZM90 260L92 261V263H90V261H89V263L93 264L94 261L92 260V257L90 258ZM101 260H102V258H101ZM101 260H100V262H101ZM116 260L119 261V259H116ZM116 260H114V262ZM71 261H73V262H71ZM117 261H116V264L118 263ZM127 261H129V260H127ZM132 261L134 262L135 260H132ZM148 261H149V259H148ZM249 261H250V259H249ZM4 262H6V261H4ZM4 262H3V264H4ZM9 262H11V261H9ZM107 262H104V260H102V264L103 263L107 264ZM198 262L200 263L201 261L198 260L196 264H198ZM121 263H123V262H121ZM139 263L141 264V262H138V264ZM145 263H146V261H145ZM154 263H156V262H154ZM218 263H216V264H218ZM32 264H36V263L33 262ZM57 264H60V263H57ZM61 264H62V261H61ZM76 264H78V263H76ZM94 264H96V262H94ZM123 264H133V263H130V261L125 263V261H124ZM157 264H159V263H157Z\"/></svg>",
    "mask_w": 264,
    "mask_h": 264
},
{
    "label": "rangeland",
    "instance_id": "obj_2",
    "mask_svg": "<svg viewBox=\"0 0 264 264\" xmlns=\"http://www.w3.org/2000/svg\"><path fill=\"white\" fill-rule=\"evenodd\" d=\"M206 1H208V5L207 4H205L206 3ZM253 0H246V2H245V0H241V3H240V0H202L201 1V4L203 3V4H205L206 6H207V8H206V6L205 5H201L202 6V8H201V6H200V8L204 11L203 13H205V14H202V15H200V16H202V18L201 17H198V21H200V25H203V26H207V27H210V23H212L213 25L216 23H214V22H210V20L211 21H216V20H214L215 18H217V19H219L218 21H219V23H220V26L223 24L224 26H221V29H223V31H225V32H223L222 30H221V33H220V35H219V37L221 36H223L222 38L220 37V40H219V42L217 43V44H214V49L216 50V55H215V57H214V60L215 61H213L214 63L216 62L217 64H211V65H213V67H214V69H215V71L216 72H218V70L217 69H219V70H221L220 72L221 73H217L218 75H216V78H218L217 76H220V78H218V79H220V80H218V83L219 84H217V86H215V88L217 87L218 88V85H220L221 86V89H220V86H219V89L218 90H224L225 88V90L224 91H228V94H227V96L225 97V96H223L224 94L226 95V93L227 92H222V91H219V92H217L218 90H216V89H214V90H216L215 91V94L213 95V97H211V100L213 101V103L216 105V103H217V101L218 100H216V98H217V96H219V93L221 94V93H223V95L221 94L220 95V97L221 96H223V97H221V99L219 98V100H220V102L218 101V107H217V110L219 111H212V112H214V115L216 116H212L213 115V113L211 114L210 113V116H209V119H208V117H205L203 114H204V108H203V105L201 104L202 103V101H201V99L199 100V98H198V102H197V97H199L198 96V93H196V89L193 87V85L192 86H190V83H188V85H189V87H190V92H192L193 90L195 91V93L194 92H192V93H190L189 94V96L191 97H189L190 99H189V101L191 100L192 101V99H196L195 101L193 100L192 102H191V105H192V103H193V106L195 107V109L197 110L196 111V113L198 114H196L197 116H199V117H197L199 120H201L203 123H204V121H205V123H204V126H205V128L207 129V131L209 132V134L211 135V138L213 139V138H215V137H213V136H216L217 138H215V139H217L216 141H214L213 143H215V147H217V145L218 146H220L219 147V151H220V153H221V160H224V161H222V163L223 162H226V161H228V162H230V163H232V165H233V168H234V170L235 171H237V173L239 172L240 173V175L242 176V174H244V176H243V178H245L246 180L248 179L249 181L247 182V184H248V189H246V187L244 188L246 191L243 193V190L242 189H239L238 187H237V185L239 186V185H241L242 183H240V182H238V181H236L237 183H240V184H237V183H235V181L231 184V185H229L228 183L226 184V182L224 181V183L222 182V180H224V175H223V172L224 171H222L221 169H222V165H221V167H220V164H222L220 161H217L216 159H217V157L215 156V154H214V152H213V154H211V155H209L208 157H204V160L202 159V158H200L199 159V161L197 162V164L195 163H193L194 162V160L190 157L191 156V154H188V158H187V155H186V153H188V152H191V153H193L194 151L193 150H196V149H194V147H198V145H196L197 144V142L200 144V143H202L203 142V137H202V135H200L201 133H199V131H198V133H195V132H193L194 134L192 135L193 137H194V135L196 136H199V138L196 136L195 138H193V137H191V134L192 133H188V132H184L183 133V136L186 134V133H188V134H186V136L184 137L187 141H192V145H190L191 146V148H192V150L191 151H188V152H186V151H183V154H182V151L180 150V156L181 157H184L185 155H186V161H187V164L188 165H190L189 166V169H186V172H183L185 175H180L179 173L181 172V171H179V170H177L178 169V166H180V165H178V164H180V161L178 160V161H174V163L173 162H171V163H168L167 162V160H166V158H163V159H161V153H158L160 156H157V157H159V161H158V163L160 164V166H159V168H157V170H158V172H159V174L162 172V171H164L165 173H161V176L160 177H162V175H164L162 178H160L161 180L163 179V178H165V180L163 179V181L164 182H168L169 184L172 182V184L171 185H169V186H167V183L166 184H164V182H161V183H163L164 185H162L160 182H159V178H157L158 176H159V174H157V176L155 175V173H154V175L156 176V178L157 179H159V180H157V182L160 184V185H162V186H164V187H162L163 188V192H168L167 190H170L171 189V187H172V185H173V188H174V191H173V188L171 189V191H169V192H171V195L172 196H179L180 197V194H181V192L182 191H184L181 195L182 196H185V194L186 193H188L189 195H191V196H195V195H197V197H189V195H188V199L190 200H192V199H194V200H197L198 199V197H200V196H203V198L201 197L200 199L202 200V199H204V200H207L208 201V203L205 201H203L202 202V204H201V202L199 203L200 204V206L199 207H201L202 206V210H205L206 208L208 209V210H205V211H207L206 212V214L204 213V214H202L203 212H201V215H202V217L201 216H199L200 218H198V216H197V211H199V209H201V208H198V210H194L195 208L197 209V207L196 206H198L199 204H197L193 209H192V211L194 210V212L195 213H193V212H191V211H187L188 209H189V207H190V210H191V204L192 203H198V201H194V200H192L193 202L190 204V202H191V200L189 201V207L188 206H186V207H188V209L186 208L185 210L186 211H184V209H183V207L185 206V205H187V204H185V203H187V202H185L184 200L186 199V198H184V200H182L183 198H182V196L180 197V198H178V200L176 199V197H175V201H179V202H176L175 203V201H174V204H176L178 207H179V209H177L178 210V212H176L177 210H176V208H174L173 209V206H171V205H169V206H171V208L168 206V209H167V206L164 204V205H159V206H156V204H155V208L154 207H151L150 208V206H154V197L150 194V189L148 188L149 187V185H151L153 182V180L151 181L150 179H149V177H148V179L150 180V182H152V183H149L148 182V184L146 183V185L144 184L145 183V181L147 180H141V181H144V183H142L141 181H139L140 183L139 184H137V181H135V180H131L132 182L131 183H133L131 186H130V180H129V182H127L128 181V176H130V174L131 175H133L134 177L136 176V174L135 173H133V172H135L136 170L134 169V171L133 172H129V171H131L132 169H128L127 170V172H129L130 174L125 178V176H124V179H122L121 178V180H119L120 179V177L121 176H119L118 174H121L120 172H115V171H118L117 170V168H115V166L116 165H113V164H115V162H114V160H113V158L111 159V157H107V159H105V160H103L102 159V161L100 160L101 158H99V155H98V158H97V151L96 150H94L93 148H91L92 150H89V152H90V154L88 153V151H85V150H82V146H80V147H77V148H72V150H71V148L70 149H68L67 150V152L66 151H64V150H56V152H55V148L53 147V149H54V152L52 153L53 155H55V156H57V158L58 159H60L61 161H63L64 163H65V161L67 162V163H65V164H67L66 166H65V168H63V166L62 167H58V168H55V170H54V167H51L53 170V172L54 173H52L53 175H51V177H53V178H55L56 177V181L54 180V179H52L50 176V178L52 179V184H53V180H54V184H53V186H51V188L53 187L54 189L56 188V186H57V189H59L60 187H61V185H63V181H64V185H63V187H64V189L63 188H60V189H62V191L59 189V196H61L62 198H63V195H66L67 197H69V195H72V196H70L69 198H67L66 196H64V200L61 198H58L56 195L55 196H53L52 198H54V202H55V204H56V201H58L59 199H60V201L59 202H61L62 200V202L65 204H63L62 202H61V205H58V206H60L61 208L59 209V211H56V210H58L57 209V205H54V206H56V208L55 209H53L54 207H51V206H53V205H51V204H53L54 202H53V199L50 201V203L51 202H53V203H51L50 205L51 206H49V201L47 202V201H45V202H47V203H45L44 202V204H45V206H44V204H43V202H42V205L46 208V210H47V215H46V217L45 218H43L44 219V221H45V223L46 224H48V223H50V222H53V221H57L58 223H59V236H60V238L63 236H65V238H63V240L65 239L66 241H68V242H71L70 244H66L62 239H60L59 238V240H58V242H55V243H57L58 245H61V246H64L65 247V245L67 246L66 248L67 249H65L64 247H63V253L65 252V254H63L62 253V247H61V249H59L61 252H59V250H56V249H58L60 246H58L57 244H55L54 245V243L52 244V245H50L49 247L48 246H46V247H48L49 249L47 250L46 249V247H45V245H44V240L46 241V237L48 236L46 233H45V231H43L41 228H40V230H38L39 229V227H40V225H39V223L37 222V220H35V219H33L31 216H32V213L30 212L31 211V209L30 210H28L29 209V207L28 206H25V208H26V215L28 216V218H29V220L32 222L33 221V223L31 224L32 225V229H34L33 231V234L31 235V236H29V233L26 231V230H23V228H21L22 230H19L18 229V227L20 228V227H23V226H20L19 224H21V221H18V219L17 218H13L12 216H9V214L7 213L6 214V210H4V208H3V212H4V214H2L3 212H1V216L2 215H6V217H5V220H7V219H10V218H8V217H12L11 219H14V221H12L11 219L10 220H7V221H5L1 216H0V223H2L3 224V226H2V224H1V228L2 229H4L5 227L6 228H8L6 231H8L9 229H11V228H13V229H11V230H13V233L12 232H10L11 230H9L8 232H6V231H4V230H1L0 229V237L2 238V241H0V250H1V252L2 253H0V259H1V261L4 259V258H7L8 259V262H7V260L5 259V260H3V262L4 261H6V262H4V264H18L20 261V263L19 264H32L33 262L34 263H36V264H57V263H60L61 264V261H62V264H64V262L66 261L65 259L66 258H69V259H72V260H75V264L76 263H78V264H90V263H92V261L90 260V258L92 257V260L94 261V262H96V264H102V260H104V262H107V261H109V257H110V261H111V259L112 258H114V260H116V259H119V261H117L118 263L117 264H123L124 263V261H125V263L126 262H129L130 261V263H133V264H138V262H141V264H153L154 262H156V263H154V264H157V263H159V264H174L173 262L174 261H176V259L178 260V259H181V256L183 255L184 256V254H187L188 253V256H191L192 255V253H193V256H191V257H193V259L191 258V257H189L188 259V261L190 262L191 260H192V262H190L191 264H196L197 263V261L199 260V261H201L200 263L201 264H216V263H218L217 261H215L214 262V260H213V258H215V256H213V258L210 256V258H209V256L208 255H210V253H211V250H210V248L213 246V248H212V250H214V243L217 241V243L220 241V240H222L221 241V244H223V245H227V246H229V250L232 248V250H230V251H232V252H234L235 250L237 251V249L238 248H235V250H233L234 249V247L236 246V244H240L241 245V247H239L238 245H237V247H239V249H238V253L240 254V256L241 257H245L243 254H246V257L244 258L245 260H247V257H248V262L250 263V264H264V223H263V221H264V217H263V215H264V213H262V212H264V200H263V198H262V196H264V89H263V87H264V66H262L263 64H264V56H263V54H264V16H262L264 13H263V11L264 10H262V9H260V8H262V6H264V0H261L263 3H260L261 1H259V0H254L253 2L254 3H252V4H255L254 6L252 5L251 6V2H252ZM255 1H257V3H255ZM189 3V4H186V3ZM243 2H245V3H243ZM210 3H211V6H210ZM212 3L214 4V7H215V9H219V11H221V9H222V14H221V12H219L218 10H215L214 9V7H213V5H212ZM237 4V5H236ZM251 7V8H256V11L257 12H259L260 13V11H261V14L260 15H258L259 13H256V12H254V10L253 11H251V8L248 6V5ZM257 4V5H256ZM263 4V5H262ZM185 5H188L187 6V10L190 12V14L192 15V16H194L196 13H197V11H196V8H195V6H194V4H193V2H192V0H187V1H185ZM190 5H191V8H189L190 7ZM259 5L261 6L260 8H259ZM223 6H224V9H223ZM245 6H247V9L248 10H250L249 12L247 11V9H245L246 7ZM258 6V7H257ZM194 7V8H193ZM213 7V8H212ZM244 7V9H245V11H244V9H242ZM206 8V9H205ZM257 8H259V11H258V9ZM210 9V10H209ZM214 11V13H213V11ZM193 12H192V11ZM207 11V12H206ZM208 11H211V17H210V20L208 19L209 18V14H206V13H208ZM226 12V16H225V12ZM216 12H217V14H216ZM245 12H246V14H245ZM194 13V14H193ZM213 13V14H212ZM248 13V14H247ZM256 13V14H255ZM263 13V14H262ZM219 14V15H218ZM222 16H221V15ZM229 14V16H227ZM252 14H254V15H252ZM203 15H204V18H205V16H206V19H208L209 21L208 22H210L209 24H208V22L207 21H205L206 19H204L203 18ZM214 15V16H213ZM215 15L217 16V17H215ZM221 16V18L222 19H220L219 17ZM224 16H225V18H224ZM250 16H252L253 17V19H251L252 17H250ZM258 16H260V17H258ZM215 17V18H214ZM250 17V18H249ZM224 18V19H223ZM228 18V19H227ZM256 18V19H255ZM200 19V20H199ZM203 19H204V21L205 22H203ZM213 19V20H212ZM226 19V21H224ZM235 19H236V21H235ZM222 23H221V22ZM224 22V23H223ZM227 22V23H226ZM262 22V23H261ZM225 23H226V25H225ZM228 23H229V25H228ZM232 23V24H231ZM204 24H207V25H204ZM211 24V25H212ZM227 25H228V28H227ZM236 25V26H235ZM253 27V28H251V27ZM229 27H231V28H229ZM238 29H237V28ZM248 27H250V28H248ZM234 28V29H233ZM236 28V29H235ZM226 29L227 30H229V33L230 32H233L234 31V33L233 34H229L228 35V31H226ZM233 29V30H232ZM230 30H232V31H230ZM254 30H255V33L257 34H255L254 33ZM244 32V33H242V32ZM227 32V33H226ZM237 34H236V33ZM241 32V33H240ZM258 32H259V34H258ZM227 35H226V34ZM240 34V35H239ZM242 34L244 35V36H242ZM226 35V36H225ZM231 35V36H230ZM248 37L247 39H252V40H250V42H249V40H246V37ZM260 36H261V38H260ZM204 37V38H203ZM239 37H242V38H239ZM228 38H231L232 39V43L231 44H234V42H235V44H236V46H235V44H234V46H231V45H229L228 44ZM258 38V39H257ZM259 38H260V40H259ZM201 41H202V45L203 44H205V45H207V46H210L211 44H210V40H208V37H206V35L205 34H203L202 36H201ZM205 39H207V40H205ZM224 39H226V41L224 40ZM233 39H234V42H233ZM237 39V40H236ZM244 41H243V40ZM254 39H257V40H259V41H254ZM221 40H222V42H221ZM241 41V42H239V41ZM228 41V42H227ZM238 41V42H237ZM247 41V42H246ZM209 42V43H208ZM251 44V46H249L248 48L246 47V50H245V48L243 49V44L245 45V46H247V45H249V43ZM219 43L220 44H224V46H225V49H226V51H224V54L222 53V55H221V51L223 50V48H224V46L223 45H219ZM242 43V44H241ZM248 43V44H247ZM241 44V45H240ZM247 44V45H246ZM261 44V45H260ZM216 45V46H215ZM218 45V46H217ZM253 45V46H252ZM260 45V46H259ZM219 46H223V48L222 47H219ZM206 47V46H205ZM216 47H218L221 51L220 52H217V50H219L218 48H216ZM229 47V48H228ZM233 47V48H232ZM261 47V48H260ZM230 48H232V49H230ZM260 48V49H259ZM224 49V50H225ZM229 50H231V52L229 51ZM244 50V51H243ZM259 50V51H258ZM260 50H263L262 52H260ZM239 51H241V52H239ZM256 51H257V53L259 52V53H262V55L261 54H258L259 56H257V53H256ZM229 52V53H228ZM218 53V54H217ZM227 53L228 54H230V53H232V55L230 54V55H228L227 56ZM244 53H246V54H244ZM248 53V54H247ZM256 54V55H255ZM250 57H249V56ZM219 56V57H218ZM227 56V58H225ZM218 57V58H217ZM223 57V58H222ZM248 57V58H247ZM256 57V58H255ZM230 58H232L231 60H230ZM247 58V59H246ZM252 58V59H251ZM258 58V59H257ZM262 60H261V59ZM220 59H222V60H220ZM219 60L221 61L220 63H219ZM224 60V61H223ZM263 62V63H261V61ZM223 61V62H222ZM232 61V62H231ZM246 62V63H245ZM260 62V63H259ZM223 63V64H222ZM228 63V64H227ZM222 64V66H220V65ZM225 64L227 65L226 67H225ZM88 65V64H87ZM215 65V66H214ZM218 65V66H217ZM229 65V66H228ZM26 66V65H25ZM24 66V67H25ZM29 66V67H28ZM35 65L33 64V63H31L30 64V62H29V64H28V62H27V67H25V69L24 70H28V71H32V72H34L33 71V69L35 68L34 67ZM32 67H34L33 69H32ZM215 67H219V68H215ZM223 67H225V68H227V70H222V68ZM225 68H223V69H225ZM32 69V70H31ZM88 73H86V77L84 78V80H83V82H84V84H85V88L87 89H89L90 88V90L92 89V87H93V82L94 81H98V82H100L101 83V87L104 89V92L110 97V98H113V99H115V98H117V99H125V96H124V94L119 90V88H118V86L117 85H115L114 83H111V82H109V81H107L105 78H103V76L100 74V72H98V71H95L94 69H91L89 66H88ZM246 69V71H244V70ZM27 70H26V73L24 72V77H28L29 75H25V74H31L32 72H28L27 73ZM76 70H78V71H81L82 70V66H77L76 67ZM230 71V73H229V76H233V77H231V82H230V80L228 79V78H230L229 76H228V72ZM223 71V72H222ZM228 71V72H227ZM55 71L53 70V73H54ZM223 73H227L226 75H220V74H223ZM231 73H232V75H231ZM39 74V75H38ZM37 75H35L36 76V78H34L33 80H34V84H33V86L35 87V88H37V89H41V88H43V86L45 87V86H47V87H49V88H52V87H54V86H56V85H58V84H60L62 87H63V89H65L66 91H70L71 92V88H70V80H66V79H64V78H62L58 73V75L56 74V73H54V75L53 76H51V77H49V76H46V75H44V74H41V73H38ZM259 74V75H258ZM261 74V75H260ZM263 74V75H262ZM90 75V76H89ZM221 76H222V78H221ZM225 77V78H224ZM226 77H228L227 78V80H226ZM252 77V78H251ZM259 78V79H258ZM206 79V82H205V86L207 85V91H208V84H206V83H208V80H207V78H205ZM225 79V80H224ZM233 79V80H232ZM234 79H235V81H234ZM241 79V80H240ZM258 79V80H257ZM262 79V80H261ZM243 80V81H242ZM222 81H223V83H222ZM225 81V82H224ZM229 83H228V82ZM254 81V82H253ZM259 81V82H258ZM26 82H27V80H26ZM221 82V83H220ZM235 84H234V83ZM239 82V83H238ZM241 82V83H240ZM225 83V84H224ZM38 84V85H37ZM224 84V86H222ZM227 84V85H226ZM228 84H230V86H231V88H230V86L229 87H227L228 86ZM233 84V85H232ZM238 84V85H237ZM244 84V86H243V88L241 87L242 85ZM38 86V87H37ZM234 87V89H235V94H233L234 93V91H232L233 89V87ZM2 87V88H1ZM194 89H193V88ZM223 87H225V88H223ZM4 88V86H0V90L1 89H3ZM193 90H192V89ZM223 88V89H222ZM231 89V91H232V94L229 92L230 90L229 89ZM237 88V89H236ZM241 88V89H240ZM239 89V90H238ZM259 89H261V90H259ZM241 90V91H240ZM255 90V91H254ZM239 91V92H238ZM244 91H245V93H244ZM247 91V92H246ZM217 93V94H216ZM229 93L231 94V95H229ZM243 93H244V95H243ZM252 93V94H251ZM196 94H197V96H196ZM236 94H237V96H236ZM216 95V96H215ZM233 95V96H232ZM257 95V96H256ZM229 96V97H228ZM232 96V97H231ZM254 96V97H253ZM193 97V98H192ZM244 97H246L247 99H246V101H245V99H244ZM215 98V99H214ZM223 98V99H222ZM26 99V98H25ZM29 99V97H27V99L26 100H28ZM218 99V98H217ZM224 99H226V100H224ZM238 99V100H237ZM222 100H223V102H224V104H223V102H222ZM228 100H230V102L228 101ZM252 100V101H251ZM201 101V102H200ZM216 103H215V102ZM226 101L227 102H229V103H231V105H229V103H226ZM222 102V103H221ZM233 102V103H232ZM243 103V104H240V103ZM255 102V103H254ZM195 103V104H194ZM200 103V104H199ZM246 103V104H245ZM249 103V104H248ZM26 104V105H25ZM227 106H226V105ZM252 104V105H251ZM220 105V106H219ZM236 105V106H235ZM250 105V106H249ZM197 106H198V109H197ZM229 106V107H228ZM238 106V107H237ZM200 107V108H199ZM219 107L221 108V109H223L222 107H224V109H225V107H228V108H230V109H228V108H226V110H228V112H225L224 111V109H223V111L221 112L220 111V109H219ZM232 107H236L235 109L233 108L232 109ZM245 107V108H244ZM203 108V109H202ZM238 108V109H237ZM199 109H201V110H199ZM232 109V110H231ZM202 110L204 111L203 113H200V112H198V111H201L202 112ZM35 111H36V106H35V103L33 102V100L30 98L28 101H26V103H25V101H24V114L25 115H27L26 116V119H29V120H35V122H36V125L38 126L39 125V122H40V120H39V118L36 116V114H35ZM230 111H233V114H235V115H232L231 113L232 112H230ZM236 111H238V112H236ZM245 111V112H244ZM6 112H8V113H6V114H4V117H3V115H1L2 117V119L3 118H5V120H8V115L7 114H10V112L8 111V109H7V111ZM224 112V113H223ZM239 112H241L240 114H239ZM254 112V113H253ZM256 112V113H255ZM12 113V112H11ZM175 113L176 112H174V114L173 113H171V117H174V118H176L177 117V114L175 115ZM223 113V114H222ZM251 113V114H250ZM201 114H202V116H201ZM230 114H231V117H230ZM238 114H239V116H238ZM5 115H7V116H5ZM176 117H175V116ZM220 115H222V116H224V118H221L220 117ZM245 115V116H244ZM249 115V116H248ZM205 117V119L203 120V118ZM221 118H219V117ZM236 116V117H235ZM244 116V117H243ZM88 117V116H87ZM90 117H88V119H89ZM173 118V119H174ZM196 118V119H197ZM211 122V123H214V125H212V124H210V122L209 121H207V119ZM227 118V119H226ZM233 118V119H232ZM235 118V119H234ZM240 118V120H238ZM84 120H83V122L80 124L81 126H82V128L83 129H85V130H88V132L89 131H95L96 133H97V131H96V129L94 128L95 126H92V125H94V122H93V120H92V118H90L89 120L86 118V114H84V118H83ZM87 119V120H86ZM196 119H192L191 118V120H190V118H189V120L186 122L187 123V125L189 126V124H190V126L191 125H193V123L194 124H196ZM221 121H220V120ZM230 119V120H229ZM86 120V121H85ZM194 120V121H193ZM215 120V121H214ZM237 121V123H236V121ZM243 122H242V121ZM90 121L92 122V123H90ZM219 121H220V123H219ZM240 121V122H239ZM241 123V124H239V123ZM86 123V124H85ZM89 123V124H88ZM217 123V124H216ZM228 123V124H227ZM233 123V124H232ZM174 124H176V122H173V125ZM243 124H245V126L243 125ZM211 127H210V126ZM236 125V126H235ZM85 126V127H84ZM175 126V125H174ZM187 126V127H188ZM231 126V127H230ZM243 127L244 126V128H246V129H242V130H240V132H245V133H243V135L241 134L240 135V132H238L237 130H239V128L238 127ZM209 127V128H208ZM225 127V128H224ZM217 128V129H216ZM224 128V129H223ZM232 128V129H231ZM235 128V129H234ZM236 128H238L237 130H236ZM240 128V129H241ZM223 129V130H222ZM225 129H229V131H230V133L228 134V131L227 130H225ZM231 129V130H230ZM234 129V130H233ZM211 130V131H210ZM219 130V131H218ZM224 130H225V132L227 131V133H224ZM233 130V132H231ZM217 131V132H216ZM215 132H216V135H215ZM221 132H223L224 133V135H223V133H221ZM231 133L233 134V136H234V134H237V136L239 135V136H242V137H232L231 136ZM239 133V134H238ZM219 134H221L220 136H219ZM225 134H227V136L225 135ZM244 134H245V136H244ZM99 135V134H98ZM154 135H156L158 138H161V137H163V136H160V135H157L156 133H153V139H157L156 137H154ZM189 135H190V137H191V140L189 139ZM229 135V136H228ZM225 136V138L227 139V141L228 142H224V141H226V139L225 138H223ZM230 136H231V140H230ZM200 137H201V139H200ZM219 137V138H218ZM170 138H172V140L174 141V143H177V141H178V138H176V137H170ZM233 138H234V140H233ZM235 138H239V139H235ZM176 140V142H175V140ZM189 139V140H188ZM193 139H194V141H195V144H194V141H193ZM198 139V140H197ZM219 139H220V141H221V139H222V142L223 143H221L220 141H219ZM229 139V140H228ZM171 140V143L169 142V151L171 150V148H172V150L174 151L175 150V148L177 147L176 145L177 144H175L174 145V143H173V141ZM202 140V141H201ZM233 140V141H232ZM197 141V142H196ZM229 141H231V143H229ZM236 141V143L234 144V142ZM216 142H218V144L216 143ZM223 144L224 146L225 145H228V146H225L227 149H224V152H222L223 150V148H225L223 145H221V144ZM225 143V144H224ZM229 143V144H228ZM171 144H172V146H174L175 148H173L172 146H171ZM220 144V145H219ZM233 146V144H234V146L232 147L231 145ZM2 145H4V147H8V146H12V141L11 140H5V142H3L2 143ZM193 145H195V146H193ZM193 146V147H192ZM200 146V145H199ZM82 147V148H81ZM231 148V150H229V152L231 153H229L227 150L229 149V148ZM88 148V147H87ZM199 148V147H198ZM221 148V149H220ZM81 149V150H80ZM84 149V148H83ZM89 149V148H88ZM51 150H52V148H51ZM69 150H71V152L70 153H72V152H74L75 151V153H73V156H72V154H71V157L70 156H68V155H70V153L68 152ZM53 151V150H52ZM94 151H95V153L96 154H94ZM176 151V150H175ZM197 151V150H196ZM200 150H198L197 152H195V153H193V155H196V153H198ZM228 153H227V152ZM55 153V154H54ZM157 154V155H158ZM88 155V156H87ZM224 155V156H223ZM228 155V156H227ZM94 156H96L95 158H97V160L96 161H91L92 159L93 160H95V158H94ZM233 156V157H232ZM73 157V158H72ZM80 157V158H79ZM167 157H169V156H167ZM212 157H213V161H212ZM223 157V158H222ZM74 158H75V160H74ZM85 158V159H84ZM91 158V159H90ZM191 158V159H190ZM211 160H210V159ZM215 158V159H214ZM229 158V159H228ZM205 159L207 160L206 162H208V159H209V163H210V166H209V164L208 163H205ZM233 159V160H232ZM236 159H238V160H236ZM68 160H69V162H68ZM79 160V162H77V161ZM87 160H88V162L89 163H87ZM201 160H203V161H201ZM97 161H98V164H99V167L97 166L98 164H96L97 163ZM103 163V164H101V162ZM193 161V162H192ZM236 161V162H235ZM242 161V162H241ZM81 162V163H80ZM87 164H89V165H91L92 166V168H91V170L93 169V168H96L97 167V169H100V170H102V171H100V170H95L94 171V169L92 170V171H94V172H91V170H90V172H91V175L88 173V171L89 170H87V172L85 171L86 169H89L88 168V165L87 166H85L86 165V163ZM93 162H95V164H93ZM191 162V163H190ZM211 162H213V163H211ZM215 162V163H214ZM218 162H220V164L218 163ZM77 163V164H76ZM83 163V165L85 166V167H87V168H85L84 170H83V165H81ZM176 163V164H175ZM218 163V164H217ZM238 163V164H237ZM242 163V164H241ZM212 164L215 166V164H216V168L215 167H213L212 166ZM241 164V165H240ZM70 165V166H69ZM77 165H79V166H77ZM81 165V166H80ZM100 165H102V166H100ZM175 165H176V167H177V169H176V167H175ZM178 165V166H177ZM194 165H201V168H200V166H197V167H195ZM209 167H207V166ZM218 165V166H217ZM239 165V166H238ZM48 166V165H47ZM68 166V168L70 169H72L73 171H71V169H70V171H69V169L68 168H66ZM96 166V167H95ZM157 166V165H156ZM206 168H205V167ZM240 166H242V167H240ZM245 166V167H244ZM37 167H39V166H37ZM42 167V166H41ZM40 167V168H41ZM49 166L48 167H46V168H50ZM78 167H81L80 169L78 168ZM101 167L103 168V169H101ZM217 167H220V168H217ZM239 167H240V169H239ZM50 168V169H51ZM60 168V170H58ZM78 168V169H77ZM180 168V167H179ZM197 168V169H196ZM201 170H200V169ZM209 169L210 171L211 170H214V171H211L212 172V174H213V172H215L214 173V176L213 175H210V176H213L214 177V180L212 181L211 179H213V177L211 178V177H209V176H206L207 177V179L209 180V178H211L210 180L214 183L215 182V180L217 179V181L216 182H222L221 183V185H217V183L215 182L214 184H216L217 186H221L222 187V189H220L221 187H219V189L220 190H222L221 191V196H224L225 194V197H219V195L217 196L216 194H218L217 193V191H216V193H213V191H215V190H213V188L211 187L212 185H213V183L210 181V183H208L209 181H207L206 179H203L200 175H202L203 176V170L204 169ZM210 168H212V169H210ZM237 170H236V169ZM49 169V170H50ZM66 169H68V172H67V170ZM107 169V170H106ZM116 169V170H115ZM173 169H176L177 171H178V173L177 174H175L174 172H177L176 170H174V172H172L171 170H173ZM194 169H196L197 170V173H194L193 172V170ZM215 169L217 170V171H215ZM219 169H220V172H219ZM242 169V170H241ZM40 171L39 170V168H37L36 169V171ZM64 170L66 171V172H64ZM77 170V171H76ZM160 170H162V171H160ZM36 171H35V173H36ZM42 171H43V173H42ZM46 171V170H45ZM44 169H43V167H42V170L40 171V173L41 174H38V173H36V174H38V175H36L39 179H42V178H46L45 176H44ZM51 171V170H50ZM51 171V172H52ZM61 171V172H60ZM63 171V172H62ZM82 173H81V172ZM97 171L98 172H102V174H103V172H104V175L105 176H103V175H101V173H97ZM105 171H108V172H106L105 173ZM190 172V174H191V176H188L189 174V172ZM191 171H192V173H191ZM202 172V174H201V172ZM55 172H57V175L58 174H60V177H63V179H60V177H58L57 175H55ZM60 172V173H59ZM71 172H73V175H71V176H74L75 174H77V175H75L76 176V178H77V180H73L72 178H74V177H70V173ZM74 172H75V174H74ZM77 172V173H76ZM114 172V173H113ZM151 172V171H150ZM171 172H172V174H171ZM188 172V173H187ZM199 172V173H198ZM216 172H219V174L217 173V175H216ZM65 173V174H64ZM82 175H81V174ZM87 175V176H85V174ZM94 173H96V174H98V175H100V176H98V175H96V176H93V174ZM113 175H112V174ZM187 173V174H186ZM225 173V172H224ZM83 174H84V176H83ZM109 174H110V176H109ZM135 174V175H134ZM152 174V173H151ZM177 177L178 175L180 176V177H182L183 178V180L185 181V179L187 178V180L185 181L186 182V185H185V183H184V181L183 180H181L180 179V177H174V175ZM200 174V175H199ZM211 174V173H210ZM41 175V176H40ZM43 175V176H42ZM78 175H80V176H83V177H81V178H83L84 180H89L90 178L89 177H91V182L90 181H88L89 182V184H88V182H84V180H80V179H78L79 177H77ZM95 175V174H94ZM111 175L113 176L112 178H109V177H111ZM116 175V176H115ZM117 175L119 176L117 179L119 180V182H124L125 184H121V185H119L118 184V180L115 178V179H113L114 177H117ZM140 175V174H139ZM187 175V176H186ZM222 176V177H220V176ZM263 177H262V176ZM109 176V177H108ZM185 178H184V177ZM247 176V177H246ZM48 176H47V178H46V184H47V180H50V178H49ZM87 177V178H86ZM99 177H101L100 179H98ZM109 178V181H108V179H105V178ZM122 177H123V175H122ZM147 177V176H146ZM189 177H190V180H189ZM194 177V178H193ZM196 177H198V178H196ZM209 177V178H208ZM262 177V178H261ZM58 178V179H57ZM66 178L68 179L67 181V183H65L66 182ZM86 178V179H85ZM89 178V179H88ZM174 178V179H173ZM175 178L177 179L176 181H175ZM179 178V179H178ZM193 178V179H192ZM202 178V179H201ZM204 178H205V175H204ZM235 180H237L238 178H237V176H235ZM241 178V177H240ZM243 178H241V179H243ZM116 182H114L113 180ZM126 179V180H125ZM145 179V178H144ZM169 179V180H168ZM196 179H197V181H196ZM219 179H220V181H219ZM240 179V180H241ZM245 179H243L244 181H245ZM61 180V181H60ZM63 180V181H62ZM69 180H70V183H69ZM71 180H73V181H75V182H73L72 181V183H71ZM86 180V181H87ZM97 180H98V182H97ZM100 180V181H99ZM168 180V181H167ZM180 181V184L179 183H177V182H179ZM191 180H193V181H195L196 182V184H192L190 181ZM205 180V181H204ZM239 180V179H238ZM43 181H45V180H43ZM61 182V184H60V182ZM76 181H77V183H79V184H77L76 183ZM102 181V182H101ZM107 181L111 184H109L108 186L106 185V184H108L107 183ZM148 181V180H147ZM171 181V182H170ZM207 181V182H206ZM255 181V182H254ZM49 182V185H50V181H48ZM55 182H57V185L56 186H54L56 183ZM85 183L86 185L85 186H83L84 187V192L83 193H85L84 194V196L82 195L81 197L82 198H84V199H87L88 197H87V193H86V190L88 191V195H89V193L95 198V196L92 194V193H94V192H96L97 193V191H98V187L96 188V186H100V185H103V183L107 186V187H109V188H107L105 185V188H104V190L107 192V189L109 190V189H111V188H113V186H112V184L115 186V185H117L118 186V188H117V186L116 187H114L115 188V194H117V192H118V194H121L122 196H123V198H122V200L123 201H125V202H127V201H129L127 204L128 205H131V203H134V204H132L131 206H133V207H135L136 205V207H135V209L137 210L138 208H139V210H137V211H139V212H141V210H143L141 213H139L138 214V212H134V211H136V210H134V208L133 209H131L130 208V206H128L127 208H123V209H121V207L119 208V212L117 211V210H115V209H117L118 207H119V201L117 202L116 201V203H114V204H112V203H110V205H109V203H108V201H111V198L110 199H108L107 200V202H105L104 201V198L103 197H105V200H106V194L108 195V196H113V194L111 195V193H110V190L107 192V193H105V195L104 194H100L101 196V198L99 199V198H97V199H92V201L94 202V201H98L99 202V204L97 205V203L95 204L96 205V207L97 206H99L100 208H101V206H100V204L101 203H103V204H105L110 210H104V209H102V208H106V206L105 205H103V207L100 209L99 208V210H102V212L104 213V212H106V215L108 214L109 216H110V214H109V212H111V214H112V216H111V218H114V217H116L117 216V213H119V217L118 218H122V220L123 219H126L129 223L130 222H132V224L130 225L129 223H127V221H125V227L124 226H120L119 225V227H117V225L115 226V225H113V226H108V227H106V228H108L109 229V227H110V229L112 228L113 230H114V228L115 229H117L118 228V232H115V231H117V230H112L113 232V235L114 236H116L118 233H120V236H118V238H117V236L116 237H112V235H110V234H112V233H108L106 230V228L104 227H102L103 225H105V224H97V227L99 228L100 227V229H103L104 231H106L107 233L105 234V233H103V236H104V234H105V237L101 240V238H102V236H100L101 238H100V240H99V237L98 238H96V237H94L95 235H93V234H91L90 232H92V230L91 229H89L88 231H89V233H88V231H87V226H86V224L88 225V223L87 222H90V227H92V224H94L95 225V223H96V221L95 220H91V218L90 217H92L93 215L91 214V215H89L90 217V219H89V221H87L86 223L85 222H83V221H86V219L88 218V209H87V207L86 206H84V209L83 210H85V208H86V216L84 217V216H81V217H84L85 218V220L83 219V218H81V220H79L78 222H80V223H77V222H75L74 221V217L73 218H69L70 217V213L68 212L69 210H68V208H69V205H66V204H69V200L70 201H75L76 203V205L77 204H79V198H78V196H79V194L78 193H76V192H78L77 191V188H78V185H81V183ZM93 182V183H92ZM97 182V184H95ZM99 182H101L102 184H98ZM114 182V183H113ZM121 182V183H122ZM127 182V183H126ZM201 182V183H200ZM245 182V183H246ZM252 182V183H251ZM261 182V183H260ZM60 185H59V184ZM74 183H75V185L77 186H74ZM206 183H208L209 184V186H210V188H209V190H207V188L209 187L208 186V184H206ZM68 184V185H67ZM87 184H88V186H87ZM95 184V185H94ZM143 184V185H142ZM176 184H179V186L177 185L176 186ZM201 186H200V185ZM205 184V185H204ZM211 184V185H210ZM235 184V185H234ZM253 184H254V187L255 188H253ZM65 185L67 186V189H65L66 187H65ZM70 185V186H69ZM71 185L72 186H74L75 188H72L71 189ZM124 185L126 186H128V188L125 190V188L127 187H124ZM135 185H137V186H135ZM140 185H142V187L140 186ZM194 185V186H193ZM196 185H197V187H196ZM243 185V187L245 186V184L243 183L242 184ZM257 185V186H256ZM58 186H60V187H58ZM91 186H93V188L91 187ZM112 186V187H111ZM148 186V187H147ZM165 186L166 187H170V188H166L165 190H164V188H165ZM189 186H191V187H189ZM203 186H205V187H203ZM234 186V187H236V189L235 188H232V187ZM247 186V185H246ZM70 187V188H69ZM87 187H89V188H87ZM94 187H95V189H94ZM136 187V188H135ZM145 187V188H144ZM177 187H179L178 189H177ZM200 187V188H199ZM228 187V188H227ZM242 187V186H241ZM242 187V188H243ZM257 187V188H256ZM68 188L70 189V190H68ZM80 188V187H79ZM107 188V189H106ZM114 188L111 190V192H114ZM120 188V189H119ZM131 188H133V189H131L132 191H130V189ZM139 188H141V189H139ZM148 188V189H147ZM204 188V189H203ZM259 188V189H258ZM54 189H52V191L54 190ZM92 189V190H91ZM94 189V190H93ZM116 189H117V191H116ZM135 189V190H134ZM138 189V190H137ZM144 191H143V190ZM206 189V190H205ZM210 189H212V190H210ZM229 189L231 190V192L229 191ZM240 191H239V190ZM257 189L258 190H260V191H258V192H260L261 193V195H259V198H257L258 197V192H255V191H257ZM120 190V191H119ZM124 190V191H123ZM127 190H129V192L127 191ZM176 190H178V191H176ZM225 190V191H224ZM241 190H242V192H241ZM252 191V193L254 194L255 193V195H251V191ZM51 191V192H52ZM54 191H56V190H54ZM52 192V195L53 194H56L57 193V191H56V193L55 192ZM70 191H72V192H70ZM75 191V192H74ZM94 191V192H93ZM105 191H103V192H105ZM122 191V192H121ZM126 191V192H125ZM136 192V193H134V192ZM142 191V192H141ZM145 191H147V192H145ZM186 191V192H185ZM210 191V192H209ZM247 191H249V195H248V192ZM63 194H62V193ZM75 193V194H69V193ZM92 192V193H91ZM102 192V193H103ZM121 192V193H120ZM125 192V194H122V193H124ZM129 193V195H130V193L132 194V195H130L129 197L130 198H128V199H126V197L125 196H127L128 197V193ZM141 192V193H140ZM200 192H202V193H200V194H202V195H199V193ZM225 192V193H224ZM227 192V193H226ZM232 192H235L236 194H237V196H238V199H234V197H235V193L234 194H232ZM57 193V194H58ZM110 193V194H109ZM149 193V194H148ZM175 193H177V194H175ZM197 193V194H196ZM210 193H212L213 194V196L214 197H211L212 195L210 194ZM224 193V194H223ZM231 193V194H230ZM241 193H243V195L241 194ZM247 193V195H248V197L246 196V195H244V194H246ZM256 193H258V194H256ZM62 194V195H61ZM67 194H69V195H67ZM114 194V195H115ZM133 194H135V195H137V197H135V195H133ZM140 194L142 195L141 197H142V199L145 201L146 200V202H147V205L145 204V202L143 201V200H141L140 198ZM210 194V195H209ZM229 194V195H228ZM91 195H89V198H92V196ZM143 195L146 197V195H150L149 197H146V199L143 197ZM186 195V196H187ZM209 195V196H208ZM233 196L232 198H231V196ZM240 195H242V196H240ZM74 196H76V200H75V198H74ZM131 196H133L132 198H131ZM185 196V197H186ZM228 196V197H227ZM229 196H230V198H229ZM236 196V197H237ZM243 196H246V197H243ZM261 196V197H260ZM55 197H57L58 199L56 200L55 199ZM135 197V198H134ZM208 197V198H207ZM217 197H219L220 199H216ZM250 197H251V199H250ZM255 197H256V199H255ZM73 198V199H72ZM113 198V197H112ZM139 198V199H138ZM148 198H149V200H148ZM158 198V197H157ZM195 198H197V199H195ZM206 198V199H205ZM210 198H213V200L211 199V201H210ZM222 198H224L226 201H224V199L223 200H221ZM228 198V199H227ZM245 198V199H244ZM262 200H261V199ZM66 199H69V200H66ZM103 199V200H102ZM132 199V200H131ZM135 199V200H134ZM136 199H138V200H136ZM151 199H152V201H151ZM160 199V198H159ZM180 199L182 200L181 201V203H180ZM200 199H198V200H200ZM234 199V200H233ZM241 199H243L244 201H246V202H248V203H246L245 202V204H244V202L241 200ZM257 200V201H255V200ZM259 199H260V201H259ZM101 200V201H100ZM141 200V201H140ZM148 200V201H147ZM215 200H218L217 202L215 201ZM221 200V201H220ZM229 200H231L230 202H231V204L232 203H234V205L232 204V206L230 207V202H229ZM236 200H237V202L239 201V203H242L241 205V207L239 208V206L238 205H240L239 203H235L236 202ZM252 200V201H251ZM102 201H104V202H102ZM131 201V202H130ZM133 201V202H132ZM144 203H143V202ZM161 201V200H160ZM183 201H184V206H183ZM212 201H214L213 202V204H215L214 206H212L213 204H211L212 203ZM233 201V202H232ZM59 202H57L58 204H60ZM68 202V203H67ZM136 202V203H135ZM141 202V203H140ZM209 202H211V203H209ZM221 202V204L219 205V203ZM222 202H226V204H227V207L226 208H224L225 206H226V204L225 203H222ZM254 202L256 203V205L254 204ZM262 202H263V204H262ZM108 203V204H107ZM138 203V204H137ZM149 203H151V205H149ZM182 204V205H180V204ZM207 203V204H206ZM216 203L218 204V206L217 207H215L216 206ZM251 203H253L252 205H251ZM260 203V204H259ZM92 204H94V203H92ZM139 204H144L143 205V207L141 206V205H139ZM195 204H192V205H195ZM204 204V205H203ZM211 204V206L214 208L215 207V210L212 208V207H208L207 205H210ZM224 204H225V206H224ZM236 204H237V206H236ZM62 205H64L63 207H65L64 209H66L65 211H66V213H64L65 211H64V209L63 210H61L63 207H62ZM114 205H115V207H114ZM116 205H117V208H116ZM135 205V206H134ZM205 205L207 206V207H205ZM224 207H223V206ZM244 205V206H243ZM248 205V206H247ZM251 205V206H250ZM94 206V205H93ZM93 206H91V207H93ZM146 207V209L147 208H149V209H147V213H146V216H145V214H142L143 212H145V209H143V208H145ZM182 206V207H181ZM219 206H221V207H219ZM228 206L230 207V209H232V207H233V209H232V211L233 212H235L234 210L236 209V210H238V208H239V210L238 211H244V213H242L241 214V216H240V214H238L237 213V211L235 212V214H237V215H235L230 209V211L228 210ZM253 207V210H252V208H250V207ZM256 206V207H255ZM32 207V206H31ZM43 207V208H44ZM114 207V208H113ZM157 207H159L160 209H157ZM204 207H205V209H204ZM224 208V210L225 209H227L226 210V212H224V214H221V213H223V211L224 210H222V209H219V208ZM237 207V208H236ZM242 207H247V209L245 210L244 208H242ZM255 207V208H254ZM259 207L261 208V209H259ZM33 208V207H32ZM44 208V209H45ZM59 208V207H58ZM129 208V209H128ZM152 208H154V209H152ZM212 208V209H211ZM235 208V209H234ZM92 209H94V207L92 208ZM98 209V208H97ZM127 211H126V210ZM151 209L153 210L152 212H151ZM158 211H157V210ZM181 209H183V210H181ZM219 209V210H218ZM244 209V210H243ZM249 209V210H248ZM257 209H258V211H257ZM60 210H61V212H63L62 214V216H61V213H60V215H59V212H60ZM83 210H82V212H83ZM104 210V211H103ZM132 210H134V211H132ZM163 210H165V212L163 211ZM210 210V211H209ZM212 210H214L213 211V214H214V212H215V214H216V216H215V214L213 215L212 214ZM218 210V211H217ZM262 210V211H261ZM84 211V212H85ZM129 211V212H128ZM150 211V213H152V214H150V213H148ZM162 212V214L164 213L165 215H162L161 214V212ZM171 211V212H170ZM173 211V212H172ZM183 212V213H180V212ZM220 211V212H219ZM251 213H253L252 211H254V212H257V213H259V219H260V222H261V224H258L259 225V227H260V233H261V235H263V237L260 235L259 236V238L258 237H256L257 235L256 234H254V233H252L251 234V232L249 231H247V230H245L244 229V227H245V225L242 227V225L244 224V223H246V221L244 220L245 219V217H246V215H245V212H246V214H249L250 212ZM69 214H68V213ZM84 212H83V214H81V215H84ZM91 212V211H90ZM108 212V213H107ZM117 212V213H116ZM122 214H121V213ZM126 212H128L129 214H131L130 215V217H129V220H128V213L126 214ZM134 213V215H138L139 217H141V218H143V220L141 219V220H137V217H135L134 218V216L132 217V213ZM170 212V213H169ZM188 212V213H187ZM191 212V213H190ZM210 212H211V214H210ZM229 212H231L232 213V215L231 216H233V214L235 215L234 217H235V220H233L234 219V217H229V218H231L230 219V221H228V219H227V221L225 222L226 223V228H230V231L229 230H227L226 228L225 229H221L220 228V230L219 231H221L222 233H223V235H224V233H225V235H227V237H229V240H228V238L227 239H224V237H222V233L220 232V235H219V232H215V230H217V229H212L211 230V228H215V227H217L216 225H218L219 227H221L222 226V224L223 223H221V224H219V222H217V219L216 218H219V220H220V218L222 217V216H224L225 215V217H227L226 215L229 213ZM248 212V213H247ZM55 213H57V215L55 214ZM100 213H101V211H100ZM100 213H99V216L100 217H102L101 215H100ZM127 215H125V214ZM136 213V214H135ZM159 213L162 215V216H165L166 218H164V217H162V216H160L159 215ZM169 213V214H168ZM193 213V215H191ZM64 214H66V216L64 215ZM90 214V213H89ZM124 214V215H123ZM147 214H149L148 216H147ZM156 214L158 215V217L156 216ZM171 214V215H170ZM180 216H179V215ZM183 214V215H182ZM187 214H190V215H188L187 217H186V215ZM198 214H200V212L198 213ZM58 215L60 216V218L62 217V218H64L62 221H67V222H63L64 224H62V221H61V219H59V217H58ZM105 215V214H104ZM107 215V216H108ZM120 215H122V216H120ZM142 215V216H141ZM175 215H176V217H178V219L179 220H175L176 219V217H175ZM184 215H185V218H187V219H185L184 218ZM203 215H206V216H204V217H206L205 218V220H204V218H203ZM207 215L209 216V217H207ZM211 215H213L214 217H215V219L213 218V216L211 217V224H213L214 223V225L215 226H213V225H211V228L210 227H206V226H210V224L208 225V224H206V223H210V221L209 220H207V219H210V216ZM230 215V214H229ZM66 217V219H68V220H66L65 219V217ZM67 216H69V217H67ZM73 216V215H72ZM108 216V217H109ZM123 216H124V218H123ZM143 216H145V217H143ZM162 217V219L160 218V217ZM170 216V217H169ZM172 216H174V217H172ZM191 216V217H190ZM196 216V217H195ZM238 216V217H237ZM58 217V218H57ZM87 217V218H86ZM94 217V216H93ZM127 217V218H126ZM132 217V218H131ZM154 217H156V219L154 218ZM182 217L184 218V221H182L183 219H182ZM241 217V218H240ZM263 217V218H262ZM1 218L3 219V221H1ZM7 218V219H6ZM117 218V217H116ZM148 220H147V219ZM159 218V219H158ZM164 218V219H163ZM201 218H203L202 220L203 221H206V222H203V225H205V226H200L199 227V224L197 225V228L199 229L200 228V231H202V227H203V231H202V236H203V232H205V230L204 229H207V231L209 232H211V231H213L214 233H215V236H216V238H215V236H214V238H213V232H211V234L212 235H210L208 232H207V234L206 235H208V237H209V240L207 241V240H205V241H207L208 243L209 242H211L212 243V241L214 242V240H215V242L213 243V245L211 244L210 245V247L208 248V251H209V254L207 255V254H205V251L206 250H204V249H206V248H204V239L205 238H208V237H206L205 236V234H204V236L202 237L201 236V232L199 231H197V233L199 234V238H200V236L202 237V239L203 240H201V238L199 239V238H197V235L198 234H193L194 233V229H196V223H198V221L201 219ZM223 218V217H222ZM221 218V219H222ZM237 218H239V220L237 219ZM242 218H243V220H242ZM32 219V220H31ZM72 219V220H71ZM83 219V220H82ZM134 219V220H133ZM144 219H146V220H144ZM161 219V220H160ZM166 219V220H165ZM189 219V220H188ZM263 219V220H262ZM42 220V219H41ZM58 220H60V221H58ZM70 220V221H69ZM155 220H157V221H160V224L156 221L155 222ZM185 220H186V222H185ZM195 220V221H194ZM202 220H201V224H202ZM242 220V221H241ZM12 221L13 223H15V224H13L12 222V224H11V227H10V222ZM74 222L76 225H78L77 227H80L79 229L81 230V228L83 227V229H84V226H86L85 228H86V231H84V232H80L79 231V229L76 231V229H77V227H75V225H74V227H73V225L72 224H70V223H72V222ZM91 221H92V223H91ZM124 221V220H123ZM134 221H135V223H134ZM141 221V222H140ZM147 221H150V222H147ZM164 223V222H166L167 221V223H162V222ZM174 221V222H173ZM189 221V222H188ZM209 221V222H208ZM233 221H236V222H238L239 221V223L240 222H242V223H237V224H235L236 222H233ZM245 221V222H244ZM5 222H7V223H5ZM16 222H18L19 224H17L18 226H16ZM81 222H83L84 223V225H82V223ZM138 222V223H137ZM142 222H143V224H142ZM153 222H154V224H153ZM220 222H222V221H220ZM228 222H230L229 223V225L230 226H228L227 227V224H228ZM260 222H258V223H260ZM73 223V224H74ZM141 223V224H140ZM181 223L182 224H185V225H181ZM5 224H7V225H5ZM81 224V225H80ZM129 225V227H127L128 225ZM135 224V225H134ZM136 224H138V225H136ZM150 224V225H149ZM151 224H152V226H151ZM157 224H159L160 225V227L162 228H157V226H159V225H157ZM162 224V225H161ZM190 225V227L188 228V226ZM80 225V226H79ZM93 225V226H94ZM99 225V226H98ZM102 225V226H101ZM154 225V226H153ZM157 225V226H156ZM15 226H16V229H18V231L17 230H15ZM132 226H134V227H131ZM137 226H140V227H142L143 229H145V230H143L142 228V231H141V229H140V227L138 228ZM145 228H144V227ZM187 227V228H184V230H183V228L182 227ZM223 226H224V224H223ZM222 226V227H223ZM38 227V228H37ZM68 227H69V229H71V231L69 232V229H68ZM102 227V228H101ZM114 227V228H113ZM225 227V226H224ZM241 227L243 228V229H241ZM95 228V226L93 227V229ZM133 229L132 231H134L135 230V232H132L130 229ZM149 229V231L148 230H146V229ZM150 228H152V231L150 230ZM164 228V229H163ZM193 229V230H190V229ZM228 228V229H229ZM232 228V229H231ZM24 229H25V227H24ZM109 229V230H110ZM123 229V230H122ZM153 229H155V230H153ZM185 229H189L188 230V233L186 234L185 232H187V230H185ZM197 229V230H198ZM125 230V231H124ZM217 230V231H218ZM227 232H226V231ZM18 232V234H19V232H20V234H21V239L18 237L19 235H17V234H15V232ZM74 231V232H73ZM79 231V232H78ZM82 231V230H81ZM124 231V232H123ZM155 232V235L156 236H158V237H156L157 238V240L155 239V238H153V237H155L154 236V232ZM245 231V232H244ZM16 232V233H17ZM45 234H44V233ZM94 232V231H93ZM110 232V231H109ZM127 232V233H126ZM162 232V234L164 233V235H162V234H160ZM167 232H168V236L166 235L167 234ZM191 232H192V234H191ZM195 232H196V230H195ZM228 232H229V235L230 236H228ZM248 232V233H247ZM24 233H26V234H24ZM72 233V234H71ZM78 235L79 233L80 234H84L85 233V235L87 234V235H89V238H88V241H86V239L85 238H87L86 236H84L83 238H82V236H79L78 235V237L80 238H78L77 236H76V234ZM129 233V234H128ZM157 233H159V234H157ZM186 235H185V234ZM227 233V234H226ZM231 233V234H230ZM15 234V235H14ZM236 234V235H235ZM240 234V235H239ZM251 234V235H250ZM23 235L24 236H27V237H23ZM91 235L93 236V238L95 239H98L96 242L94 241V239L91 237ZM132 235H133V240L131 239L132 238ZM153 235V236H152ZM162 235V236H161ZM182 235H183V237H185V236H187L186 237V241H185V243L186 242H188V243H186L187 245H185L184 244V241H181V237H182ZM191 235V236H190ZM195 235V236H194ZM108 236H111V239L110 238H108L107 239V237ZM122 236V237H121ZM124 236H125V238L126 237H128L127 239H126V243L124 242L125 241V238H124ZM134 236H135V238H134ZM163 236H165V237H163ZM212 237V239H211V237ZM18 237V238H17ZM147 237V238H146ZM148 237H149V239H148ZM192 237H193V239L195 240L196 238L197 239H199V241L201 240L202 242L200 243L199 241H193V239H192ZM195 237V238H194ZM205 237V238H204ZM218 237V238H217ZM240 237V238H239ZM244 237V238H243ZM1 238H0V240H1ZM23 238V239H22ZM73 238L75 239H77L76 241L77 242H75V240H73ZM116 238H117V240H116ZM122 238V239H121ZM124 238V239H123ZM155 239V240H153V239ZM158 238H161V239H158ZM166 238V239H165ZM190 238V239H189ZM220 238V240L218 241L217 239H219ZM222 238V239H221ZM226 238V237H225ZM261 238V239H260ZM3 239H4V241H3ZM5 239H7V241L5 240ZM20 239V240H19ZM25 239V240H24ZM85 239V243H84V241L82 242L81 240H84ZM110 239V240H109ZM120 239V240H119ZM135 239H138L137 241H135ZM143 239V240H142ZM151 239H152V241H151ZM168 239V240H167ZM182 239H184V238H182ZM234 239H235V241H238V242H236L235 244H233L235 241H234ZM23 240V241H22ZM119 240V242L118 243H116L117 241ZM123 240V241H122ZM140 240V241H139ZM145 240V241H144ZM159 240H162L161 242L162 243H160V241ZM165 240V241H164ZM171 240V241H170ZM224 240H226V241H224ZM241 240V241H240ZM263 240V241H262ZM64 242V244L62 243V242ZM100 241H101V243H100ZM111 243H110V242ZM120 241H122V245H121V242ZM133 241H135L136 243L137 242H139V243H135V242H133ZM141 241L143 242V243H141ZM147 241V242H146ZM154 241V242H153ZM167 241H168V250L167 251H169V252H167L166 251V248H167V245H164V244H166L167 243ZM174 242V243H172L171 244V242ZM179 241H180V243L182 242V246L180 247V246H178L180 243H179ZM228 241H230V244H227V243H229ZM232 241H234L233 243H232ZM6 242H10V243H7V245L5 244ZM59 242H60V244H59ZM74 242V243H73ZM83 244H82V243ZM93 242V243H92ZM100 244H99V243ZM130 242H131V244H130ZM147 244H146V243ZM165 242V243H164ZM192 242H196V244L199 242L200 244H198L199 246H201L202 247V245H203V248H200V247H198V248H196V250L197 251H199V250H203V252L201 251H199L200 252V254L198 255V253L196 254V250L194 249L195 248V243L193 244ZM224 242H227L226 244H224ZM241 242V243H240ZM5 244V245H3V244ZM95 243V244H94ZM96 243H97V245H96ZM108 243V244H107ZM110 243V244H109ZM124 243V244H123ZM133 243V244H132ZM136 244V246H138V247H136V246H133V245H135ZM158 243H159V245H158ZM164 243V244H163ZM191 243V244H190ZM8 244H10V245H8ZM74 244V245H73ZM79 244V245H78ZM80 244H81V246H80ZM102 244V245H101ZM115 244H117V245H115ZM127 246H126V245ZM141 244V245H140ZM143 244V245H142ZM145 244V245H144ZM192 246H190V245ZM194 246H193V245ZM219 244H220V242H219ZM232 244V245H231ZM44 245V246H43ZM56 245H57V247H56ZM71 245V248H75L74 250L72 249V250H70L69 249V246ZM77 245V246H76ZM93 245H94V247L95 248H98L99 247V245H100V248H98L97 250V254L96 255H91V254H89V252L87 251V249L90 251V253H96V249H94V248H92L93 247ZM106 245L108 246L107 248H106ZM111 245H113V247L111 246ZM119 245V246H118ZM130 245V246H129ZM131 245H132V248H131ZM152 247H151V246ZM159 246V248H160V250H162L161 252H159V248L157 247V246ZM181 245V244H180ZM185 245V246H184ZM190 246V247H187V249L185 250V248H186V246ZM231 245V246H230ZM83 246H85V248L83 247ZM98 246V247H97ZM123 246L124 248H121V247ZM143 246H144V249H143ZM160 246H163V247H160ZM166 248H165V247ZM176 246H178L177 248H176ZM184 246V247H183ZM56 247V248H55ZM104 247V248H103ZM118 247H119V252H117L118 250ZM130 247V248H129ZM136 249H135V248ZM148 247V248H147ZM174 247V248H173ZM183 247V248H182ZM5 248H6V250H5ZM102 248V249H101ZM129 248V249H128ZM153 248V249H152ZM163 248H164V250H163ZM180 248H182V250H181V252H182V254H181V256L179 257V256H177L178 255V253L180 252V251H177L176 252V255L174 254L173 255V250H179ZM4 250V252H3V250ZM52 249V250H51ZM86 249V250H85ZM94 249V251L93 252H91L92 250ZM111 249V250H110ZM114 249V250H113ZM121 249V250H120ZM124 249L127 251H124ZM128 249V250H127ZM131 249V250H130ZM139 249V250H138ZM144 251H143V250ZM158 249V250H157ZM173 249V250H172ZM185 251H184V250ZM194 249V250H193ZM199 249V250H198ZM9 250V251H8ZM54 250V251H53ZM71 252H73V253H71ZM100 250H104L103 252H101ZM116 250V251H115ZM144 253L145 252V250H147V251H149V252H147V255L145 254H143L141 251ZM153 250V251H152ZM243 250V251H242ZM6 251V252H5ZM47 251L50 253V251H51V253H53L52 255H51V253L49 254L50 255V257H48V254H46L47 253ZM58 251V252H57ZM67 251H69L72 255L74 254V256H72L69 252H67ZM86 251L88 252V254L86 253ZM107 251H110V252H107ZM112 251V252H111ZM190 251V252H189ZM192 251V252H191ZM194 251V252H193ZM218 250L217 249H215V251H213V252H215V254L214 253H212L211 255H217V257H218V252H217ZM8 252V253H7ZM105 252V253H104ZM122 252H123V254H122ZM133 252V253H132ZM164 252V253H163ZM180 252V253H181ZM185 252V253H184ZM5 253V254H4ZM60 253V254H59ZM94 253V254H95ZM99 253L102 255H99ZM103 253V254H102ZM110 253V254H109ZM116 253L118 254V255H116ZM120 253V254H119ZM127 253H129L128 255H127ZM150 253V254H149ZM184 253V254H183ZM190 253H191V255H190ZM195 253V254H194ZM201 253H203V254H201ZM242 253V254H241ZM6 254H8V255H6ZM59 254V255H58ZM69 254H70V256H69ZM107 254H108V256H107ZM127 256H126V255ZM131 254H132V256H131ZM143 254V255H142ZM5 255H6V257H5ZM88 255H90V257L88 256ZM109 255H111V256H109ZM116 255V256H115ZM124 255V256H123ZM130 255V256H129ZM136 255V256H135ZM149 255V256H148ZM180 255V254H179ZM194 255H196V256H194ZM201 255V256H200ZM207 255V256H206ZM251 255V256H250ZM3 256H4V258H3ZM52 256V257H51ZM63 256H66L65 258L63 257ZM69 256V257H68ZM73 257V258H70V257ZM77 256V257H76ZM98 256V257H97ZM117 256H120V258H118ZM145 256V257H144ZM173 256H176L177 258H175V257H173ZM18 257H20V258H18ZM30 257V258H29ZM53 257H57L56 259H57V261L55 260V262L53 263V261H54V258ZM62 259H61V258ZM89 257V258H88ZM102 258V260H101V258ZM108 257V258H107ZM117 257V258H116ZM136 257L139 259H136ZM179 257V258H178ZM195 257H197V261L195 260L196 258ZM203 257H205V258H202ZM252 257V258H251ZM3 258V259H2ZM31 258H33V260L34 261H30V260H32ZM59 258V259H58ZM63 258H64V260H63ZM77 258H79V259H76ZM100 258V259H99ZM107 258V261H105V259ZM116 258V259H115ZM145 258H147V259H145ZM174 258V259H173ZM182 258H184V260H185V256L184 257H182ZM195 258V259H194ZM29 259V260H28ZM98 261H97V260ZM124 259V260H123ZM142 259V260H141ZM148 259H149V261H148ZM172 259L174 260V261H172ZM209 259V260H208ZM212 261H211V260ZM249 259H250V261H249ZM52 260V261H51ZM59 260V261H58ZM96 260V261H95ZM100 260H101V262H100ZM114 260L112 259V261L113 262H111V264H116V261L114 262ZM127 260H129V261H127ZM132 260H135L134 262L132 261ZM156 260V261H155ZM195 260V261H194ZM0 261V264H3V262H1ZM9 261H11V262H9ZM36 261V262H35ZM89 261H90V263H89ZM145 261H146V263H145ZM154 261V262H153ZM179 262L181 261V260H178ZM177 261V262H178ZM187 261V260H186ZM185 261V262H186ZM211 261V262H210ZM71 262H73V261H71ZM70 262V263H71ZM94 262H93V264H94ZM121 262H123V263H121ZM177 262H175V264L177 263ZM178 262V263H179ZM110 262H107V264H109ZM199 262H198V264H200ZM103 264H105V263H103ZM140 264V263H139ZM182 264H189V263H182ZM219 264V263H218Z\"/></svg>",
    "mask_w": 264,
    "mask_h": 264
}]
</instances>
